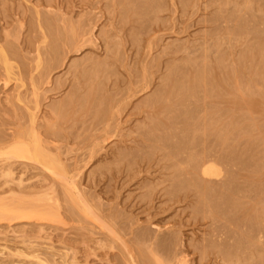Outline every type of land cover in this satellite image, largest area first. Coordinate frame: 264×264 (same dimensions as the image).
Returning <instances> with one entry per match:
<instances>
[{
  "label": "rangeland",
  "instance_id": "1",
  "mask_svg": "<svg viewBox=\"0 0 264 264\" xmlns=\"http://www.w3.org/2000/svg\"><path fill=\"white\" fill-rule=\"evenodd\" d=\"M1 1L2 0H0V2ZM50 1H52V0H3L1 3L4 7L0 3V7L2 6V10H3L2 12L0 11V13H1L0 17H2V14H7V16H8V17L3 16V19L2 18L0 19V44H4V45H0V46H1L2 50H3V48L6 49V50H3L4 52L9 50V52L8 51L5 52V54L8 53V55L6 56V59L9 61V63L12 64V70L10 72H5L4 66H3L4 65L3 58H0V132L3 133V131H7L8 132L7 137L8 138H12V137L14 138V136L17 135L19 130H21L23 132L26 131L25 129H27L28 125H30L28 113L31 111H33V113H34V111H35V113H34V114H36L35 124H36V127L39 128L38 131L39 132H40V130L42 131L41 132L42 134H40V135L41 136L44 135V137L42 136V139L44 138L45 141H47L46 139L49 138L48 139L49 143L51 146H53L52 148H54L56 146H58V147L63 146L64 147V149H63V147L61 149L59 148L60 150H58V148L56 147L55 150H58V151L62 150L61 151L62 153L60 154V152H58V154L61 158V163L63 164V167L66 171V175L67 176H73L74 175L73 176V178H74L73 181L75 183L74 186L77 188L78 192L80 193V196H83V199L86 200V201L85 200L79 201V202H76L74 204V201H71L65 195L66 193L64 194V192H63L62 187L65 184L67 185L66 182H68V181H65V184H63V182H62L63 180L61 182L59 180L57 181L56 178L50 177L48 174L46 175V172H44V171L42 172L45 175L42 178H44L45 180L47 179L48 180L47 182H50V183L52 181L55 184L54 185L55 189L57 188L58 190H60L61 191V192L59 191L60 195L63 194L65 197H63V195H62V197L64 199H62V198L59 199V200H62V202L60 201L61 208L59 209L58 217L55 215H52L51 213H49L47 211H44V213H45V214H43L44 217H40L37 219H31L30 220L33 223L31 227H33V225H34L35 229H33V232H31V233H33L32 235H30L31 233L29 234V237L30 236L33 237V235L35 234L34 230L36 231V228H38V227H36V225L38 223L40 225L44 224V226H43L44 229L46 226V229H45L46 231L44 230V232H47L48 234L50 233L49 235L47 233H45L47 238L43 233L39 235L40 236L39 238L38 237L34 238L33 242L35 245L37 244L38 247L43 246V248L39 247V249L42 248L38 251L41 253V254L38 253V254H40L39 256L43 257L44 256V254H42L43 252L44 253H48V252L58 253L59 251H61V252H63L64 250L66 251V249L68 250L67 251L68 255H71L70 253H72V251L74 249L75 251H77V253L79 252L78 255H76L77 253H75L73 251V254L75 253L74 255L76 256V259L78 261L77 264H111V263H113V264L114 263L115 264H132L133 262H134V264H144V262H145V264L150 263V262H151V264H157L158 261L161 262V264H163V262L165 260H166L165 264L167 261L169 262V264H175V263H177V260L179 259V258L176 259L177 258L176 255L178 257H181L184 254H185L184 259H186L184 264H229V261L231 262L230 264H248L249 261L246 258H248V257L253 258L254 256L255 257L250 260L249 264H251V261L254 262V264H259V260L264 261L263 260L264 256L260 255L264 252L263 251L264 245L261 247V245L264 244V240H262L264 238V236H262V235H264V233H263V231H264L263 230L264 229L263 228L264 227L263 221L264 220H262V219H264V216H263L264 215V203H263L264 202V0H183V1H181V0H155V3L157 6L154 5V2L151 3L150 1H148L149 4L151 3L149 6V9H148V6H147V8L145 7L146 10H145V8L141 7L142 9H144L142 11H141V9L139 10V12H141V14H140L141 16L139 15V12H138L139 8L137 9L138 6H136L138 15L136 14L137 12H134L135 13V15H134L133 11H135V10L130 11L129 14L122 13L120 11L122 13V15H121V13L118 11L120 9L122 10V8H119V10L117 11V9H118L117 7L120 6L119 0H53L51 2V4L48 5V3H50ZM115 1H117V3ZM179 1H181V2H179ZM3 2L6 3V5H4ZM142 2H144V0ZM46 3H47V5H45ZM105 3L109 7L111 5H113V6H111L113 8L107 7L105 5ZM138 3H141V2L138 1ZM52 4H54V5H52ZM115 4H119V5H115ZM57 5L58 6L61 5L60 6L61 8L58 7ZM29 6H30V8H29ZM40 6H42V7H40ZM18 7H20V8L18 9ZM47 7L54 9V10L48 9ZM28 8L31 11H29ZM38 8H40V9H38ZM41 8L42 9L47 8L45 10L46 12L44 10H41ZM107 8H109L110 10L112 9V11L109 12V9H107ZM60 9H61L62 13H61V11H59ZM4 10H5V12H4ZM36 10H39L40 12L42 11V13H46L44 15L48 16V17L50 14L51 15L54 14L53 15L54 19H57V18H55V15L59 16L57 21L55 20V23H57V22H60V23H57L56 25L53 24L52 26L54 27V29H53V27H48V25H44V26H46V28L43 29L44 28L43 25L39 26L37 23L32 22V20H34L32 18V16H34L33 13H35ZM47 11L49 12L48 14H47ZM145 11H147V14ZM115 12H117V13H115ZM131 12L133 13V15L131 14ZM22 13H24V14L22 15ZM114 14H117V15L119 14L120 16L118 15L119 17H117ZM92 15L94 16V18L92 17ZM123 15H125V16H123ZM64 16H67V17L64 18ZM109 16H111V17H109ZM139 16H140V18H139ZM89 17H91L92 19H95V20L98 19V20L92 21V19ZM4 18H6V19H4ZM79 18H81V19H79ZM84 18H85V20L89 19V20H86L88 24L93 23L92 25L89 24V28H91L93 26L91 29H89L90 31L93 29L91 37L89 36V35H91V32L89 30L86 31L88 28H84V27L88 26V25L86 26L87 23L84 22L85 21V20H83ZM111 18H112V20H111ZM23 19H25V20L23 21ZM121 19H123V22ZM70 20L71 21L73 20L74 23H73V21L70 22ZM119 20H121V21H119ZM127 20H128V22H126ZM129 20L136 21L135 26H133L134 22L131 23V21H129ZM52 21H54V20H52ZM20 22H23V24L25 22V25H22V28L18 29V25ZM30 22H32V23H30ZM67 22L70 23L72 25V27H74L72 29L73 31H74V29H76L75 27H77V26L79 27V28H77L79 31L76 30L74 32V34L77 32L80 34V31L82 29L83 30L86 29L84 32H86L87 34L84 32L83 33L81 32V34H80L81 35L80 36L81 41H82L83 45L80 46L81 42L79 45H76L78 49L76 47H74L73 45H71V46H73L71 49H70V47H68V46H70L71 41L69 42L67 40H69L68 38L71 37V33L67 32V33H70L67 35L65 30H63L64 29L63 26ZM83 22H84V24H83ZM76 23L80 24V26L77 25ZM35 25H37V26H35ZM124 25H125V27H124ZM139 25L141 28L139 27ZM32 26L33 27L35 26L34 29L32 28ZM57 26H59L60 28ZM119 26H121V27H119ZM131 26H132V28H131ZM47 27L49 28V30H51L50 32H48L49 30L47 29ZM116 27H117V29H118V27L120 28V29H118L120 32L116 29ZM26 28H27V30H26ZM56 29H58V31L60 30L61 34L64 33L67 36H65L63 34L60 35V32H57ZM41 30H44V31L42 32ZM7 31L9 33V35L5 36L3 33L6 34ZM35 31H37V32L35 33ZM54 31H55V33H53ZM15 32L18 34L17 35V41L15 39L16 36L15 37L13 36L16 34ZM20 32L23 34H21ZM89 32H90V34L88 35ZM10 33H11V35H10ZM12 33H13V35H12ZM45 33H46V36H45ZM57 33L59 35L58 36L59 39H61V40L63 37L64 38L67 37L66 38L67 42H65V39L63 38V42L61 40L58 41L61 44L57 43L56 40H59V39H57L58 38ZM110 33H111V35H110ZM47 34H48V36H47ZM79 34H78V37H79ZM97 34L102 35V37L100 35L97 36ZM117 34H119V35H117ZM134 34H135V36H134ZM33 35H35V37H31ZM37 35L39 36V38L37 37ZM8 36H11L14 38L12 39L11 37H8ZM24 36H25V38H23L21 40V37H24ZM54 36H56L57 38L56 37L54 38ZM109 36H110V38H109ZM115 36H117V38ZM132 36L134 38L136 37V40L133 39ZM82 37H84L83 40H82ZM31 38H35V39H32L34 42L31 40ZM43 38L46 39V40L44 39V42L41 41V40H43ZM90 38H92V39H90ZM94 38H95L96 42L93 40ZM36 39H38V40H36ZM48 39H49V41H48ZM87 39L90 40V42L89 41L84 42ZM106 39H108V40H106ZM109 39H111V40H109ZM5 40L7 43L5 42ZM9 40L10 41L13 40L12 41L13 43L9 42ZM28 40H31L32 43ZM54 40L56 41V43L54 42ZM73 40H72V42H73ZM92 40L97 45H93L95 43ZM130 40L133 41L134 45H133V43H131ZM18 41L23 43V45H21L20 42H18ZM25 41H27V43L29 42L31 44L29 45V43H28V45H27V43L25 44ZM128 41H130V42H128ZM2 42H4V43H2ZM47 42H48V44H47ZM118 42H120V43H118ZM9 43L11 45H9ZM67 43L68 44L70 43V44L66 47ZM84 43H88V44L85 45ZM49 44L51 47L50 46L48 47ZM54 44H56V47H58L60 45L59 48L62 51L61 55L59 54L60 50H58V49L56 50V47H54L55 46ZM123 44H124V46H123ZM3 46H5V47H3ZM33 46H34V49H33ZM62 46H65L67 49L64 47L65 50L63 51ZM118 46L120 47V50H118L119 49ZM178 46H181V49H179L180 47L178 48ZM175 47L179 49V50L176 49L177 52L174 49ZM40 48H43L42 49L43 52L40 51L41 50ZM54 48H55V50H54ZM74 48H76L77 51L74 50ZM107 48H108L109 52H107ZM173 49L175 50V52L177 54H175ZM47 50H49V52ZM168 50L169 51L173 50V52H174L173 54L175 56L172 55V51H171V56H170V52ZM64 52H66V53L64 54ZM44 53H45V55H44ZM48 53H50L51 56H50V54L48 55ZM165 53H167V54H165ZM93 54H94V56H93ZM111 54L114 55L115 57L112 56ZM162 54H163V56H162ZM41 55L44 56V58H41V59H43L42 63H41V66L43 65L42 69H41V66L39 64H38L39 66L36 68V59H37V57H39ZM43 56H41V57H43ZM86 56H87V58H85ZM96 56H97V59H95L96 61L91 58V57L96 58ZM111 56L114 59L110 58ZM146 56H148V57H146ZM188 56L193 61H191ZM57 57H59L60 59H56ZM84 58L87 61L83 60ZM147 58L150 60H148ZM154 58L156 59V61ZM186 58H188V59H186ZM88 59H90V61L92 59L94 62L89 61L91 64H88ZM98 59H99V61L101 60L100 63H99ZM183 59H185L186 61ZM44 60H45V62H44ZM51 60L52 61L55 60L57 62V63L55 62L56 65H54V62L52 63ZM104 60H106V61L104 62ZM135 60L137 62H135ZM187 60H188V62H187ZM102 61H103V63H102ZM189 61L191 63L190 65H192L193 68H194V66H196L195 69H193L192 66L186 64V63L189 64ZM194 61L196 63H194ZM96 62L99 65L101 64V66H103V70H102L101 66L99 67L97 64H95ZM178 62L183 64V65L181 64L182 65V71H180L181 75H179V73H178V71L181 70L180 69L181 65H180V67H178L176 71H175V69L173 70L176 72L175 74H177L176 76H174L175 74H173L172 69L176 68V66H174V65L178 64ZM184 62H186V63H184ZM17 63H18V65L20 64L18 66L19 68L17 67ZM32 63L34 64L33 67L31 65ZM48 63H49V65H48ZM92 63L95 65H92ZM145 63L147 64V67H146ZM149 63L151 64V66H153L152 70L149 69L150 66L148 67ZM168 63L169 64L171 63L170 64L171 65L170 70H169L170 65ZM51 64H53L54 68L52 67ZM105 64H111V65H105ZM164 64H165V66H164ZM166 64H168V69H167ZM184 64L187 65V66L185 65L186 68L183 67ZM201 64H204V65L200 66ZM44 65H46V66L44 67ZM50 65L52 68L50 67ZM90 65L95 66L99 72H96L97 70L95 71L94 67H93L94 68L93 70L95 72H93L92 66H90ZM20 66H21V68H20ZM88 66H90L89 70L91 69L92 72L87 70ZM104 66H106L105 70H104ZM107 66H108V68H107ZM49 67L51 69L48 70ZM86 67H87V69H86ZM46 68H47L48 72L45 76H43L44 73H46V71H45ZM197 68H199V69H197ZM39 69L41 72L44 69L42 75L38 72ZM81 69L82 70L84 69V70L82 71ZM107 69L111 70L110 74L108 72H106ZM147 69L149 71H146ZM201 69H202V71L200 72L199 70H201ZM25 70H27L28 73ZM20 71H21V73H19ZM195 71H198L199 75L197 72H196L197 73L196 74ZM171 72H172V74H171ZM182 72L185 73L186 78H184V77L181 78L184 75V73H182ZM166 73L168 75H169V73L171 74V75H169L170 79L168 78L169 77L168 75H167L168 77H166ZM200 73H201V75H200ZM172 75L174 76V78H172L173 77ZM194 75H197V77L195 78ZM231 75H232V77H231ZM33 76H34V78H33ZM40 76H42L41 82L39 81ZM233 76H234V78H233ZM43 77H45L44 78L45 80L42 79ZM140 77H142V79ZM144 77H146V78L143 79ZM163 77H165V79H162ZM216 77H217V79H220L221 81H218L216 79ZM35 78H37V79H35ZM49 78H50V80H49ZM178 78H179V80H176ZM153 79H155V80H153ZM204 79H205V82H204ZM207 79H209V80H207ZM173 80H175V82ZM4 81H6L7 83L5 86L4 85L2 86V84H4ZM49 81H51V82H49ZM164 81L167 83L166 85H164L165 84ZM149 84H150V86H149ZM162 84H163V86H162ZM175 84L178 86L175 87L176 86ZM194 84L196 86H193ZM205 84H207V85H205ZM209 84H212V85L214 84V85L212 87ZM218 84H220V85H218ZM88 86H89V88H92V90L87 89ZM210 86H211V88H209ZM73 87H75V88H73ZM188 87L192 88V90L188 89ZM30 88H31V90H30ZM32 88H33V90H32ZM94 88L96 89V93H95ZM171 88L173 89V93L170 92L172 90ZM206 89H209L210 93ZM39 90H41L44 93L38 92ZM167 90L169 93L167 92ZM187 90H189V91L187 92ZM204 90H205V92L203 93ZM105 91H107V93ZM190 91H192L193 93H190ZM70 92H71V94H74L72 96L73 98L69 101V99L71 98V94H70L69 95L70 98L68 100L65 99L67 102L64 101L66 104L67 103L68 104L65 105V103L62 102V108L61 109L63 110V112L66 115H63V113L60 112L62 114L59 113V117L58 116L56 117L54 115V114H56V112L54 114H52V109L49 105H51L53 108V101L57 102V99H59L58 101L60 103L54 102V104L57 107H58V105L60 106L61 100L63 101L66 96L68 97V94ZM75 92H77V93H75ZM127 92H129V93L127 94ZM184 92H185V94H184ZM157 93H158V96H157ZM170 93H171V95H169ZM188 93H190V95H187ZM205 93H208V94H205ZM96 94H97V96L99 95L100 97H97ZM103 94L106 96L105 99L107 98V100H108V101L106 100L107 101L106 106L104 103V100H105L104 96H102ZM153 94L156 95L157 97H155ZM160 94L164 95L163 100H162V97ZM167 94L169 95V98H167L168 97ZM209 94H211V95L209 96ZM173 95H174V97H173ZM6 96H7V98H6ZM11 96H12V98H11ZM31 96H32V98H31ZM40 96H42V98ZM84 96L87 97V98H85V100H84ZM107 96L112 97L113 100L111 98L108 99L109 97H107ZM145 96H147V97H145ZM170 96H171V98H170ZM186 96L188 97V99H185ZM39 97H40V99H39ZM152 97L154 100L150 101V99H152ZM30 98H31V100H30ZM34 98H36L37 101L40 100L38 102L39 104L37 105V107H35V105H34ZM99 98H102V99H99ZM145 98L146 99L150 98L148 100V103H147V100H146V102H144ZM98 99L102 100V101H98ZM142 99L144 101L141 104ZM158 99L160 100V102L163 101L164 104H163V102L162 103L159 102V104L154 103L155 101L158 102ZM165 99H168V101H165ZM169 99H171V100H169ZM11 100L12 101L16 100L15 101L16 104L14 102L12 104ZM80 100L83 101L82 105L80 103L81 102ZM109 100L112 102H110ZM120 100H122V101L120 102ZM183 100H185V101H183ZM96 101H97V103L98 102L100 103V104H98V107H96L97 106ZM181 101H183L182 103L185 102L184 105L185 106L187 105L186 107H188V108H186L184 105H183L184 106L183 107L182 104H181V106H179ZM102 102H103V104H102ZM150 102H152V103H150ZM176 102H178V103H176ZM18 103L20 105L19 107H18ZM110 103H112L113 106L112 105L109 106ZM117 103H119V104H117ZM136 103H137V106H139V107H136V105H135ZM138 103L141 105H143V104L144 105L147 104V105L145 107H142ZM79 104L81 106H79ZM148 104H150V105H148ZM27 105H28V108L30 106L29 109L27 108ZM45 105L46 106L48 105L49 107H46ZM74 105H76V106L78 105L81 108H79L78 106L75 107ZM99 105L102 108H105V109H103L104 111L102 110V108H99L100 107ZM108 106H109V110H108ZM178 106L182 107L181 109L186 108L185 111L188 110V112L186 113V116L188 114V118L186 116L182 115V114H185L184 111L182 114L179 113V112H182V110H180V108L178 109ZM95 107L99 108V109H97L95 111V109H96ZM148 107H151V108H148ZM166 107H168V108H166ZM12 108H13V111H12ZM16 108H18V109L20 108V110L23 111L22 114L24 113L26 115L27 121H24L25 115H21V113H20L21 111L16 109ZM35 108H37V110ZM115 108H117V109H115ZM137 108H139V109L137 110ZM176 108L180 111L177 112L178 110H175ZM100 109H101V112L103 111L102 113H100ZM133 109H134V111H133ZM146 109H148V110H146ZM159 109H161V110H159ZM162 109L164 110V112H167V113H165L164 116L161 114L163 112ZM47 110L49 111V113ZM106 110L108 112L107 113L108 115L105 114ZM174 110L177 114H179V115H177L175 113L177 115V116H175L176 118L174 117V114H173ZM14 111H16V112L14 113ZM96 112H97V115H99V113H100V115L103 114L99 118L104 116V114L107 116V118L105 116L103 117L104 119L102 118L103 120L102 119L99 120V119L95 118ZM110 112H111V115H110ZM168 113H172V115H168ZM41 115H43L41 117L42 119L39 118ZM56 115H58V113ZM97 115H96V117H98ZM166 115L168 117L172 116V118L174 117V119H177V120L181 118V115H182V117L184 116L185 118H187V119L181 118L177 122H175V120H173L174 122L172 124L173 125L174 124H176V125L182 124L183 125V123L179 122V121L185 120L183 122L188 125V126H185V128L187 127L188 132L182 133V132H185V129L183 130L184 125H183V128L181 127L182 129L180 128L179 125H178L179 127L173 126L171 124V120H169ZM189 115H190V117H189ZM17 116L20 119L16 118ZM63 116H65V117L63 118ZM147 116H148V118H147ZM153 116H154V118L158 119L157 122L159 120L160 121L162 120L160 118L161 116L167 117V119L169 121L167 119L165 121H163L164 119L161 121V123H164L165 128H164V126H162V124H160V122H158V124L155 122L156 123L155 124L154 121H156V119H153ZM179 116H180V118H179ZM191 116H192V120L189 119V118H191ZM53 117L57 118L58 121L55 119L56 120V122H55V120L52 119ZM67 117H70V118H67ZM92 117L95 118L93 121L91 119ZM12 118L14 120H11ZM21 118L24 120H22ZM37 118H39L41 121ZM45 118H46L47 122L44 121ZM48 118L50 119L49 121L47 120ZM58 118H60V119H58ZM149 118H152L154 121H151L152 119L150 120ZM172 118H170V119H172ZM147 119H149V120H147ZM188 119L190 121V122H188L189 124L187 123ZM18 120H20V121L22 120V121L18 122ZM37 120H38V122H37ZM8 121H12V122H8ZM96 121L101 122V123H99L100 126H99V124H97ZM149 121H151V123L153 122V124H151ZM229 121H230V123H229ZM16 122H17V125H19V127H17ZM44 122L47 125L44 124ZM48 122H50V127H49ZM51 122H52V124H51ZM169 122H170V127H169ZM18 123H21V124H18ZM55 123L57 125L56 127H54ZM167 123H168V125H167ZM37 124H39V125L37 126ZM117 124H118V126H117ZM149 124H151L153 127H155V125H158V127L160 126V127H163L164 129L161 128L162 129L161 130L158 127L156 129H154L152 127H149V126H151ZM231 124H233V126ZM41 125H43V126H41ZM137 125H138V128L140 127L139 129H137ZM171 125L173 126L174 129H176L175 131ZM44 126L45 127L48 126V127H46V129L42 128L43 129L42 130L41 127H44ZM142 126H144V127L142 128ZM5 127L7 129H5ZM14 127L15 128L17 127V128L13 129ZM53 127H54V129L59 128L60 132H57L58 130L54 131ZM47 128H48V130H47ZM149 128L151 130L154 129L155 131L153 130L154 131L153 132V131L149 130ZM11 129L13 130L12 131L13 135H11L12 134ZM49 129L50 130L52 129V131H54V132L51 131V134H49L50 133ZM145 129H147V130H145ZM157 129H159V130H157ZM168 129H170V131ZM148 130L151 131V133L153 132L152 133L153 135L149 134L150 132ZM165 130H167L168 132H166ZM181 130H183V131H181ZM43 131L44 132L49 131V133L47 134L45 132L46 134H43L44 133ZM162 131L165 134L164 140L162 137L163 136ZM176 131H179V132H176ZM7 132L6 133L4 132L5 135L7 134ZM10 132H11V134H10ZM55 132L58 133V135H56ZM146 132L148 133L149 137H146V136H148V135H146L147 134ZM202 132L204 134V139L207 140L206 143H205V141L202 142L203 141ZM4 133L0 134V136H1L0 146L7 144L6 143L7 137L3 140V138L5 137ZM52 133H54V134L52 135ZM180 133H182V136H185V134H188V136L190 138L186 135L188 138L186 136L183 137V138H185L184 140L186 142L185 141L182 142L183 138L179 139V137L181 136ZM118 134L121 136L118 137ZM139 134L140 135L142 134V135L139 136ZM155 134H156V136L159 135L158 138L161 136L160 138H162V139H160V138H159L160 140L158 138H157L158 140L153 139V137H155ZM166 134H167V136H166ZM171 134L172 135L175 134L176 136L174 135L173 137H171L172 136ZM201 134H202V136H201ZM219 134L224 135V136H220ZM20 135H21L20 139H23V140L28 139V137H27V135H25V133H21ZM124 135H126V136H124ZM218 135L220 138H218ZM104 136H105V138H104ZM193 136H195V137H193ZM214 136H215V141H214ZM97 137L100 138V141ZM101 137H103L104 139H101ZM139 137H140V139H139ZM177 137H178V140L176 141ZM200 137L202 139H200ZM223 137H225L226 142L228 140L232 141V144H234L235 146H232L231 142H229L230 145L227 144L230 147V149H229V147L226 145L225 140H223V142H225V145L223 146L224 143L221 140V138H223ZM226 137H228V138L226 139ZM147 138L149 140H153V141H150L151 142L150 145L148 142L149 140ZM150 138H152V139H150ZM216 138H218L217 139L218 141L216 140ZM138 139H139V141H137ZM143 140L146 143L148 142V144H145L144 142L141 143ZM156 140H157V142H156ZM187 140H189V141H187ZM135 141H137V143ZM162 141L167 142L166 143L167 145L169 143L170 144L173 143L172 146L174 144H177V145L173 146L175 148H176V146H178L180 144L179 146L181 147L182 150L179 149L180 147L176 148L177 150L175 148H172L171 146H170L171 148H169V145H168L167 148L175 150V152H174V150H172V153L174 154V155H172V153L169 152L171 150H168L167 148H165V149H167L168 152H167V150H164V147H166V146H165V143ZM175 141L179 142V143H176ZM96 142H98V143H96ZM181 142H182V144H181ZM221 142H222V145H221ZM133 143H136V144L140 143V144L137 146L136 144H133ZM185 143H187V144L192 143V144H189V146H188ZM204 143H205V145H203ZM218 143L221 146L218 145ZM52 144H55L56 146L52 145ZM141 144L142 145L145 144V145L140 147ZM196 144H197V146H196ZM209 144H211V145L213 144L216 147L212 146V148H211L210 147L211 145H209ZM247 144L248 145L250 144L249 146L252 145L251 146L252 148L250 147V149H249V146ZM135 145L137 148L138 147L141 148V150L138 149L139 153H138ZM160 145H162V146L159 147ZM191 145H193L195 147H193ZM70 146L73 149L70 148L71 150L67 154L66 152H68L67 150H69V149H67V147L69 148ZM183 146H184V148H182ZM198 147H200V148H198ZM219 147H222L223 149L225 148V150H222V148L218 149ZM93 148H94V150H93ZM213 148H215V149L212 152ZM232 148H234V149H232ZM65 149H66V151H65ZM216 149L218 150L217 152H220L221 150H222L221 151L222 153L224 151L225 152L223 154L222 153H216L215 152ZM235 149H237L239 152L240 151L243 152V154H242V152H240L241 156L244 155V153L248 152L249 153L248 155L245 154V156H247L246 160H245V156H243L244 158H242L241 156L236 157V155L238 153H237V150H235ZM120 150H121L122 154H124V155H122L124 160H122L123 158L121 159V157H120V153H121ZM123 150H124V152H123ZM198 150H199V152H198ZM226 150H228L227 151L228 153H226ZM230 150H232L233 155L236 153L237 154L234 155V157H233L232 154H229V153H231ZM88 151L90 152L89 154H88ZM127 151L129 154H127ZM130 151H132V152H130ZM209 151H211V153H213V154L211 155ZM233 151H235V152L233 153ZM176 152L180 153V154L178 153L179 156L176 155L177 154ZM186 152L189 155L188 157L186 155ZM200 152L203 154H201ZM207 152L210 155H208ZM130 153H133V155ZM199 153L201 154L200 156H199ZM115 154H117V155L119 154L118 157H120V158H118L117 155H115ZM141 154L142 155L144 154V155L142 156ZM166 154H169V156L168 155L166 156ZM184 154H185V156H184ZM214 154H217V156H219V154H220L219 157L222 159H220L218 157L219 160H216L217 156ZM146 155L150 156L152 159L150 157L146 158L145 157ZM230 155H232L233 158L230 157ZM134 156H136L137 158L138 157L142 158V159L138 158L139 159L138 160L139 162H137L138 164L136 163L137 158H135ZM193 156H194L193 159L194 160L196 159L195 161H197L198 156L200 158H198L197 162H195L194 160L191 161V159H192L191 157H193ZM222 156L223 157L228 156L229 159L231 158L230 161L233 160L232 163H234L236 161H237V163L236 164L231 163L233 166L235 165L233 167L230 164L228 157L226 159V157L223 158ZM125 157H127L126 160H125ZM131 157H134L132 161L129 160V159H131ZM176 157H177V159H176ZM179 157L181 159H182V157L183 158L186 157L185 159L181 160V162H183V163H181L179 161L180 160ZM212 157H214V158L212 159ZM0 158H2V156H0ZM189 158H191V159L189 160ZM203 158H206L207 160H205ZM208 158L212 159L213 161L215 159V161H214L215 164H212L213 161H208ZM238 158H240L242 160V163H243V160H245V162L248 160V162L247 163L244 162L243 163L244 165H243L242 163H240L241 160ZM88 159L89 160L91 159V160L89 161ZM105 159H106V161H103ZM113 159H114V161L112 162ZM154 159H156L159 163L155 162L156 160H154ZM86 160H88V161H86ZM166 160L167 161L170 160L167 162V164L170 162L169 163L170 165H168V166H167V164L162 165L163 163H166ZM175 160L176 161L178 160V161L176 162ZM201 160L206 162L205 166L208 167L210 176H206V178L204 179V177L202 178V177H199V175H198L197 177L200 179L199 180L193 174L192 170L194 167L192 166V162L194 161L193 165L195 166ZM227 160L229 163L227 162ZM19 161H21L20 163L25 162L22 164V166L25 164H28V163L29 164L31 163V166L33 165V167L34 166L36 167V165H37L34 162H32V161L29 162L28 160H25V159L18 160V162ZM124 161H126V162L124 163ZM129 161H131L132 163L134 162V163L132 164ZM140 161H141V164H139ZM216 161L217 162L219 161V162L217 163ZM172 162L174 163V165H172ZM224 162H227V164ZM127 163L128 164L131 163L132 165H128ZM238 163H240L241 165L240 164L237 165ZM67 164H68V166H67ZM111 164H113V165H111ZM83 165H84V167H83ZM160 165H162V167H160ZM189 165H191L190 168H192V169L187 170V168H189ZM226 165H229V167L231 166V168L233 167V168H238V169H235V170L233 169L232 170L233 172L231 173V171L229 170L230 168H228V166H226ZM242 165H243V167H242ZM125 166H128V169L130 170L129 172H127L128 169L124 170L126 168ZM164 166H166L165 170H163L165 168ZM169 166H171V167L169 168ZM175 166L178 169L177 168L174 169ZM182 166L185 168L187 167V168L184 169ZM35 167H34V170H32L31 167L29 168V171L32 170V172H34V174L31 172L30 173L31 175H29V177H28L29 173H27V171H26L27 177L25 176L26 174H24V176H25V178H30V176H31V178L33 177V183H36L35 185L38 186L39 184H41L43 182L42 181L43 179L42 178L37 179L38 176H35V174L37 173L39 175V177H41V175L43 176V174L39 172L42 170L37 169L39 166L37 168H35ZM122 167H125V168H122ZM180 168H182V170L187 171L189 174L185 173V171H184L185 174L182 173L183 172L182 170L180 172ZM216 168L220 169V172H223V173L228 172V174L222 173V175H221V173H220L218 176H215V173H216L215 169ZM35 169L38 171H36ZM172 169L174 170V172H177L176 170H179L178 171L180 173V174L178 173L179 178L176 177L178 175L173 174L174 172L172 171ZM79 170H80V172H79ZM160 170H162V171H160ZM76 172L77 173L79 172V173L77 174ZM229 172L231 174L234 173L235 177L233 178V175H231ZM134 173H136V174L134 175ZM160 173H162L163 175L161 174L159 176ZM190 173H192V175H194V176L190 175ZM235 173H239V174L235 175ZM171 174L173 175L172 176L173 178H175V179L178 178V179L175 180V179L169 178V176H171ZM181 174H184L186 177L189 175V177H187L188 179H186L185 176H183ZM226 174L228 176L230 175L229 177L233 178V179L228 178L229 181L227 180V185H230L229 183L231 181L234 182V180H235V182H234L235 184L233 185V182L231 184V185H233L232 189H231V185L228 187L227 186L223 187V188H226V190L229 189V191H226L223 188L222 189L220 188V190H219L218 187L216 188V187L211 186L212 185L211 181L214 182L217 179L221 180L222 182H224V181L226 182L227 178L226 179L224 178V180L222 178L221 179L219 178V177H224V175H226ZM127 175H129V176H127ZM239 175L242 177L240 178ZM161 176H163V177H161ZM181 176H183V177L181 178ZM191 176L193 177V180L196 177L197 179L196 178L195 179L199 180V181L195 180L197 183L193 182ZM45 177H47V178H45ZM31 178H30V180H28V183L30 181L32 182ZM180 178H181V181H179V183H177L176 181H178ZM207 178L208 179L213 178L214 180H210L209 182H206L205 180ZM242 178L244 179V181L240 180L241 183L243 182L240 185V183L237 181H239V179H242ZM249 178H250V180H247ZM36 179L38 182L34 181ZM169 179H170L171 183H173V181L175 180L174 182L177 183V186L174 184L176 188L174 186H171V187H173L177 190L179 187L178 184L180 185L181 182L186 181L185 182V185H186V183L188 184L187 181H190L189 179H191L192 182L189 183L190 188L189 189L187 188L189 191L185 188L186 186L184 185V183L182 185L185 187L180 186L181 188H185L186 192H188V193H185V190L182 192V189L179 188V190H181L182 193L179 190H178V192L176 191L175 194H177V195L175 198H174V192H173V195H172V193L168 194V191L171 189L170 186H169L170 188L168 187V185H171L168 183V182H170V181H168ZM182 179H184V181ZM144 180L148 181L146 183L147 185L145 184ZM153 180H156V181L160 180V182H159L160 185H157L159 189L157 188L156 191L154 189L157 186L155 184L154 185H152V184L153 183L158 184V183L156 181H153ZM162 180H164V183L161 182ZM39 181H40V183H39ZM202 181L204 184L202 183ZM221 181H219V182L216 181V182L222 183ZM31 182H30V184H33ZM199 182H201V183H199ZM245 182H250V185L248 183H245ZM149 183H152V184L150 185ZM161 183H163V184H161ZM214 183H213V185H214ZM236 183H237V185H236ZM244 183L246 184V186L244 185ZM142 184H143V186H142ZM193 184L194 185L195 184H197V185L202 184V187H204L203 185L207 184L206 188L205 187L203 188L207 192L205 196L207 198L212 197L211 198L212 201L209 198L208 199L206 198L207 201H204V200H206V199L203 200V198H205V197H199L198 195L203 196L205 191H204V193H201V191H203V190H201L202 187L198 186V188L201 187L200 188L201 194H200L199 191H196V189H195L196 186L193 187ZM209 185H210V187L214 188V189H212V192H213L212 194H210L211 188H210V190L207 189V188H209ZM248 185H249V187L247 190ZM13 186H15V185H13ZM139 186H140V188L138 189ZM144 186L145 187L148 186V187L145 188ZM160 186L161 187L163 186L162 190H160L161 189ZM164 186L166 188H168L167 192H165L166 188ZM243 186H245V187H243ZM150 187H151V189L154 188L152 190H154L153 192H156V193L155 194L151 193L152 190L149 191V194L147 193V195H148V199H150V198L151 199L148 200L146 198L147 196L145 197V195H146V191H148L147 189H149ZM14 188H16V187H13V189ZM143 188L145 190H143ZM164 188H165V191H164ZM191 188H194L196 192L193 193L192 191L194 189H192V191H191ZM57 189H56V192L59 193ZM172 189L170 190L171 192L173 191ZM175 189H174V191H175ZM216 189H218L217 191L219 193L217 191H215V193H214L213 190H216ZM234 189H235V191H232ZM236 189H238L239 191L238 190L236 191ZM242 189L243 190L245 189L248 192L246 193V191L244 190L245 191L244 192V191H242ZM84 190H85V192H84ZM221 191H225V194H224V192H221ZM116 192H118V193H116ZM140 192H142V195L145 192L144 193L145 195L142 196V198H144V200H145L143 203L139 201V199L141 197L138 198L141 195ZM163 192H165L166 194ZM179 192L183 196L185 195V197L183 198ZM189 192H190V195H191V193H193L192 195L194 196V194H195V196L194 197L192 195L190 196ZM220 192H221V194H220ZM226 192L227 193L232 192L233 195L231 193V195L227 194V196H226ZM93 193H95V196ZM216 193H218V195ZM222 193L224 195H222ZM236 193L238 195H240V193H243V195L244 194L245 195L243 196L242 199L241 198L238 199V197H241V195L238 196ZM5 194H8L7 189L2 190V191L0 190V199H5L4 198ZM60 195H58V196L61 197ZM152 195L154 196V199H153ZM163 195H165L166 197L168 196L169 197V198L167 197L168 200ZM169 195H171V196H169ZM228 195L230 196V198H228L229 197ZM247 195L248 196L250 195L248 202L246 200L248 198ZM149 196H150V198H149ZM160 196H161V199H160ZM213 196H215V197L219 196V198L218 197L215 198ZM220 196L222 197V199H220L221 198ZM231 196L232 197L238 196L237 201L240 204L235 200L236 197H234L235 199H233ZM99 197H100V199H99ZM97 198H98V200H101V201H99L100 203L93 201ZM132 198H134V201H136V202H134ZM171 198H172V200H171ZM180 198H182V199L180 200ZM223 198L226 199V202H227V200L231 203L233 201L236 202L237 206L234 205L235 204L234 202L231 205L229 202H227V204L229 203L227 205L226 202L224 203L225 199H223ZM65 199H67V200H65ZM185 199H186V201H185ZM151 200H152V203H151ZM154 200H156V201H154ZM208 200L210 201L212 206L207 204V202L209 203ZM213 200H215V201H213ZM219 200L223 201V203L221 202L223 204L222 206H225V205H227V206H225V208L222 207L219 203L220 202ZM230 200H232V201H230ZM243 200H245V201H243ZM66 201H68V202H66ZM75 201H77V200H75ZM146 201H148L149 205L147 204ZM165 201L169 204H165L166 203ZM217 201H219V202H217ZM240 201L243 203H241ZM80 202H84V203H86V205H83ZM203 202H204L205 207H207V205H208L207 209H209L213 215L212 214L210 215L209 213H211V212L208 213L207 212L208 210H206V208L203 207L204 206ZM87 203H90V204H87ZM153 203H154V205H153ZM218 203H219L220 207L217 206ZM67 204H69L70 206L73 205L72 206L73 209L70 210V206L68 207ZM114 204H115V206L116 205H118V206H116V207L112 206ZM146 204L148 205L147 208H146ZM214 204H216L215 207H217V208H215L213 206ZM245 204L247 206L251 205L252 208L250 207V209H253L255 211L257 210L256 215H260V214H258V213H260V212H258L259 207L263 208L262 209L263 212H261V214L263 213V215L262 216L260 215L261 217L252 216V215H255V214H253V212H255V211L250 210L251 211L250 212L249 208L247 206H246V208H248V210H245V212H244L243 210L246 208L244 207L241 209V207L243 205L245 206ZM82 206L89 208V210H87L86 212L82 211V209H81ZM229 206H232V207L229 208ZM234 206L236 208L239 206L238 208H240L237 213H236L237 210H235L236 208ZM113 207H115L114 211L118 210L117 211L118 214H119V212H120V214H122V215H120L121 217H119V215L116 212H115V216L118 215L117 218L112 215V213L114 214V212L111 211ZM211 208L212 209L214 208V210H213L214 212L217 211L219 208H221V209L219 211H217L216 213H214ZM121 209H122V211H121ZM215 209H217V210H215ZM223 209H224V211L226 209H230V210L232 209L231 214H233V215L230 214L229 210H228L229 212H226L227 210L225 211L227 214L225 212H224L225 214L224 213H218V212H222ZM72 210L75 214L72 212ZM192 210H194L193 213L195 215V220L192 217V216H194L192 213ZM196 210H197V213L195 212ZM233 210H235V212ZM262 210H260V211H262ZM123 213H124V216H123ZM207 213H208V215H207ZM228 213L232 217L229 216ZM242 213H245V214H243V216L248 217L246 219H249V217L252 216L253 217V218H251V220H253L252 223L250 222L251 221L250 219L249 220L245 219L246 222L248 221L246 223L244 220H241L240 218H238V217H240V216H238V214L241 215V218H244V217H242ZM246 213H247V215H246ZM250 214H251V216H248ZM73 215L75 216L76 219L74 218ZM215 215H217V217ZM91 216H92V218H91ZM112 216H113V218L114 217L115 218L113 219ZM218 216L219 217L221 216L220 217L221 219H219ZM95 217L97 218V220ZM99 217H100V219H98ZM223 218H226L225 221ZM254 218H256V219H254ZM258 218H262V219H258ZM226 220L229 222H227ZM235 220H236V223H235ZM14 221H15V223H14ZM14 221L8 219V221L1 220V222H0V232H1L0 233V249H3V253H2V255H0L1 256L0 260L5 259V255H7L9 252L12 253L16 249L17 250L22 249L24 246V245L22 246V244L20 242L21 237L17 238V236H16V235L19 236V234H20L24 237V234H21L22 231H19V232L16 231V233L14 235L13 233H11L10 231H7V230H11V228H13V227L17 228L18 225L19 226L22 225L23 228L27 229L28 224L26 225V223L30 222V221H27L25 219H22V220L17 219ZM20 221L21 222L26 221V223L23 222L21 224ZM242 221H244L245 223ZM216 222L218 223V225L216 224ZM223 222H224V224H222ZM226 222H227V224H226ZM233 222L236 225H238L237 223H239V225L234 226ZM261 222H263V224ZM230 223H233V224H230ZM214 224H216V226ZM219 224H220V226L223 225L222 227H224V225H228V224L230 225L229 227H227V226L224 227L225 230L228 228L227 229L228 231L227 230H226V232L224 231L226 233V235H225V233H223L224 228L220 227ZM247 224H249L248 228L245 227V226H247ZM258 224H260V225L262 224V226L259 225L261 227V229L259 228L261 230V231L259 230L260 233L256 229L258 227ZM210 225L211 226L214 225L215 229L213 227L211 228ZM241 225H243L247 230L250 227L251 232L249 230L247 232H245L246 230H243L242 228H244V227L243 226L241 227ZM252 225H254V226H252ZM9 226H10V229H9ZM231 226L234 227V230L239 231L238 234H235L237 231L235 233L231 232L233 230L229 231V229H232V228H230ZM255 226H256V228H255ZM216 227H220V228H222V230L219 228H218L219 229L218 230ZM239 227H241V228H239ZM253 227H254L253 230L256 229L257 231L256 230L252 231ZM168 229H170V230H168ZM179 229H180L179 235H181V236L178 235ZM212 229H213V232L211 231ZM240 229H242V233L243 232H245V233L242 234L240 232L241 231ZM175 230L177 231V233H176L177 235H175V233L173 234L171 232V231H175ZM214 230H216V231H214ZM137 231H140V232L138 233ZM169 231H170V233H168ZM217 231H220L221 234H220V232H219V234H217L218 233ZM215 232H217V233H215ZM227 232H230L231 235H229V233L227 235ZM253 232H255L254 235H252ZM212 233H214L213 236L215 239L213 238ZM239 233L241 235H245V234L248 235V233H249L250 236L249 235L248 236L245 235V236L246 237L252 236V238L251 239L250 238L244 239L245 236H240ZM27 234H28V232L25 234V238H28ZM134 234L135 235L139 234V236L142 234L143 238H139L138 235H136L137 236L136 237V236H134ZM157 234H161V235L164 234L165 236H168V237H166V239L168 238L169 241L164 240L165 238L163 239L164 235H162V239H160L161 235H157ZM232 234L234 235L233 237H232ZM152 235H154V238L152 237ZM218 235H220V236H218ZM224 235L227 237V240L229 238V240H228L229 242L232 239L234 241L235 240H239V242L241 241V243H243L242 249H243V252L245 251V253H243V252H242L243 254L240 253L241 252L240 251L241 250L240 249L241 244H238L239 243L238 241L237 242L232 241V242H230L231 245L227 244V243L225 245L224 242H226L225 241L226 239H225ZM68 236H71L72 239L74 238L73 239L74 241ZM175 236L176 237L179 236V237L176 238ZM210 236L212 237V239ZM253 236L256 237L257 240L255 238H253ZM13 237L16 240H14ZM66 237H67L68 241L70 240L72 242L64 241V239L66 240ZM144 237L145 238L150 237V239H146V240H149L150 242L144 240V242L141 244L140 241H143ZM209 237H210V239H209ZM221 237H223L224 239H222ZM48 238H50V239H48ZM83 238H84V240H83ZM96 238H97V240H96ZM175 238H176V241H178V243L175 241ZM216 238H218V239H216ZM51 239H53L54 241ZM59 239H61V240H59ZM134 239H136V240H134ZM177 239H179V240H177ZM207 239H208V241H207ZM246 239H248V240H246ZM13 240H14V242H13ZM99 240H101V241H99ZM154 240L157 242H159L161 240V243L163 242V240L165 241V243L167 242L166 244L163 242L164 245H162L160 247H162V252H163V249L166 250L165 251L166 253L169 251V253H168L169 255L166 254L165 252L162 253L160 251L161 249L159 247H158L159 251L156 249V251L158 253H155L154 255H152V253H150L151 248L149 249L148 247H150V246H148V245H150V243ZM209 240L210 241L212 240L211 243H208V242H210ZM213 240H215V241L213 242ZM218 240H219V243L224 240L222 242V244H224L226 246L227 249L223 245V247L227 251L224 250V248H221V246H222L221 243H220V246L218 245V243L216 242ZM244 240L246 241L247 244L244 243L245 242ZM155 241L153 242V244L156 243ZM173 241H175V242H173ZM16 242H17V244H16ZM18 242H19V244H18ZM49 242H51V243H49ZM53 242L55 244V247H53L54 246ZM171 242H173V244ZM233 242L235 245H237V246L239 245L238 247H240L239 248L240 252L238 251V247L237 246L235 247ZM253 242H257L258 244L256 243L257 244L256 245ZM145 243L147 245L143 246V244H145ZM176 243H177V246H176ZM179 243H180V246H179ZM188 243H190V244H188ZM215 243L217 244V246ZM248 243L251 244V245H249L250 247L252 246L251 249H250V247L249 248L246 247V246H248ZM44 244H45V246H52V249L54 248L56 251H53L54 249L53 250L49 249L50 251L47 249L45 250ZM63 244H64V246H63ZM201 244H206V247H205V245L204 246L202 245V248L205 247L204 249H202L199 246ZM167 245H171L170 247L168 246L169 249H172L171 252H170V250L167 251V249H168L166 247ZM61 246H63V247L66 246V247L63 248ZM192 246H195V247L193 248ZM230 246H232V247H230ZM257 246H259V249L256 248L255 252L253 253L254 247H257ZM67 247H70L69 249L71 252L69 251V249ZM142 247H144V250L141 249ZM183 247H184V249L180 250V248H183ZM196 247H198V249ZM199 247L201 248L200 250H199ZM61 248H62V250H61ZM76 249H78V250H76ZM140 249L143 250V252L147 249V252H149V253H147L146 251L145 252L147 253V255L150 254V256L148 255L149 259L146 258L148 256H146L145 258H144V256H143V258L141 257L142 255H140V254L143 252ZM177 249H178L179 253H178ZM219 249L222 252H223V250L226 251L224 253H225V257L226 258L228 257L227 260L224 256H222L224 254L222 252H220ZM228 249H230V250L232 249L233 253H235L234 250L236 249V253L239 252V255L242 258H240V256H237L238 253L237 254L235 253L236 255H234V254H232V252L230 250L228 251ZM247 249H249V250H247ZM182 250H184V251H182ZM250 250H252V254L250 253L251 252ZM180 251H182L183 253L180 254ZM246 251L249 252V256H248ZM259 251H261L262 253ZM107 252H108V254H107ZM159 252H161V253L159 254ZM229 252L234 257L232 255L228 254ZM256 252H258V253H256ZM176 253H178L180 255H178ZM157 254H159V256L161 258ZM163 254H164V257L166 256L165 258L162 257ZM174 254H176V255H174ZM167 255H168V257H167ZM170 255L174 256V259H172V256H170ZM243 255L245 257H243ZM54 256H55L56 260H60L56 254H54ZM155 256L157 258H159L161 261L156 259ZM259 257H260V259H259ZM262 257H263V259H261ZM219 258L221 260L224 258L225 260L223 259L221 262ZM238 258L241 260H239ZM243 258H244V260H242ZM255 258H258L259 260L256 259L257 260V262H256ZM7 259L12 260L10 264H38L37 262H35L34 259L33 260H29V259L28 260L27 259L26 260H18L15 255L12 257L6 258L5 260H7ZM108 259H109V262H108ZM171 260L173 262L175 261V263H172ZM237 260H239V261L237 262ZM262 261H260V262H262ZM152 262H155V263H152ZM0 264H4V263L0 261ZM73 264H75V263H73ZM260 264H263V262Z\"/></svg>",
  "mask_w": 264,
  "mask_h": 264
},
{
  "label": "bare ground",
  "instance_id": "2",
  "mask_svg": "<svg viewBox=\"0 0 264 264\" xmlns=\"http://www.w3.org/2000/svg\"><path fill=\"white\" fill-rule=\"evenodd\" d=\"M2 1H3V0H2ZM2 1H1V2H2ZM52 1H53V0H52ZM52 1H50V3L47 2L48 5L51 4ZM138 1H140L141 3H138ZM142 1H143V0H119V4H120V6L117 7V8H118L117 11L119 10V8H122L123 11L120 9L118 12L121 11L122 13L129 14V12H130V11H133V10H135V11H133V13H134V12H137V9H138V8H139V9H138V12H139L140 9H141V11L144 10V9H142V8H145V7L147 8V6H148V9H149L150 4L153 3V2H154V5H156L155 0H146V1L144 0V2H142ZM148 1H150L151 3L149 4ZM181 1H183V0H181ZM181 1H179V2H181ZM1 2H0V3H1ZM45 2H46V1H45ZM115 2L117 3V1H115ZM3 3H4V2H3ZM19 3H20V2H19ZM47 3H46L45 5H47ZM143 3H144V4H143ZM182 3H183V2H182ZM37 4H38V3H37ZM119 4H115V5H119ZM1 5H2V3H1ZM4 5H6V3H4ZM18 5H19V4H18ZM27 5H28V4H27ZM35 5H36V4H35ZM45 5H44V6H45ZM52 5H54V4H52ZM105 5L107 6L106 3H105ZM109 5H110V4H109ZM140 5H141V6H140ZM152 5H153V4H152ZM182 5H183V4H182ZM2 6H3V5H2ZM2 6L0 7V11H1V12L3 11V10H2ZM57 6H58V5H57ZM60 6H61V5H59L58 7H60ZM111 6H113V5H111ZM111 6H110V7H111ZM136 6H138L137 9H136ZM139 6H140V7H139ZM156 6H157V5H156ZM3 7H4V6H3ZM40 7H42V6H40ZM107 7H109V6H107ZM110 7H109V8H110ZM141 7H142V8H141ZM19 8H20V7H18V9H19ZM29 8H30V6H29ZM29 8H28V9H29ZM47 8H48V7H47ZM47 8H46V9H47ZM60 8H61V7H60ZM109 8H107V9H109ZM111 8H113V7H111ZM114 8H115V7H114ZM146 8H145V10H146ZM150 8H151V7H150ZM3 9H4V8H3ZM38 9H40V8H38ZM46 9H44V8L42 9V8H41V10H44V11H45ZM48 9H51V8H48ZM148 9H147V10H148ZM182 9H183V8H182ZM51 10H54V9H51ZM29 11H31V10L29 9ZM59 11H61V9H60ZM59 11H58V12H59ZM110 11H112V9H111V10L109 9V12H110ZM4 12H5V10H4ZM45 12H46V11H45ZM51 12H52V11H51ZM56 12H57V11H56ZM121 12H120V13H121ZM138 12L136 13L137 15H138ZM145 12H146V14H147V11H145ZM145 12H144V13H145ZM48 13H49V12L47 11V14H48ZM61 13H62V11H61ZM88 13H89V12H88ZM88 13H87V14H88ZM115 13H117V12H115ZM122 13H121V15H122ZM133 13L131 12L132 15H133ZM0 14H1V13H0ZM23 14H24V13H22V15H23ZM33 14H34V16H32V18H33L34 20H32V19H31V20H32L33 23H37L39 26H42V25H43V26H44V25H48V27H53V26H52L53 24L56 25L57 23H60V22L55 23V20L57 21V19L59 18V16L55 15V18H57V19H54V18H53V15H54L53 13H52L53 15L50 14L52 17L49 15L50 18H49L48 16H45V15H44V14H46V13H42V11L40 12L39 10H36L35 13H33ZM55 14H56V13H55ZM108 14H109V13H108ZM140 14H141V12H139V15H140ZM22 15H21V16H22ZM59 15H60V14H59ZM64 15H65V14H64ZM114 15H116L117 17L120 16L119 14H118L119 16H118L117 14H114ZM132 15H131V16H132ZM134 15H135V13H134ZM3 16H7V14H2V17H0V19H1V18L3 19ZM56 16H57V17H56ZM89 16H90V15H89ZM95 16H96V15H95ZM103 16H104V15H103ZM107 16H108V15H107ZM123 16H125V15H123ZM140 16H141V15H140ZM140 16H139V18H140ZM7 17H8V16H7ZM61 17H62V16H61ZM61 17H60V18H61ZM65 17H67V16H64V18H65ZM92 17L94 18L93 15H92ZM96 17H97V16H96ZM109 17H111V16H109ZM129 17H130V16H129ZM132 17H133V16H132ZM18 18H19V17H18ZM21 18H22V17H21ZM26 18H27V17H26ZM30 18H31V17H30ZM51 18H52V19H51ZM68 18H69V17H68ZM89 18H91V17H89ZM98 18H99V17H98ZM4 19H6V18H4ZM79 19H81V18H79ZM91 19H92V18H91ZM96 19H97V18H96ZM126 19H127V18H126ZM24 20H25V19H23V21H24ZM31 20H30V21H31ZM52 20H54V21H52ZM67 20H68V19H67ZM83 20H85V18H84ZM86 20H89V19H86ZM86 20L84 21L85 23H87ZM93 20H95V19H92V21H93ZM97 20H98V19H97ZM97 20H95V21H97ZM111 20H112V18H111ZM121 20H122V22H123V19H121ZM121 20H119V21H121ZM124 20H125V19H124ZM139 20H140V19H139ZM4 21H5V20H4ZM21 21H22V20H21ZM28 21H29V20H28ZM34 21H35V22H34ZM65 21H66V20H65ZM72 21H73V20H72ZM72 21L70 20V22H72ZM81 21H82V20H81ZM95 21H94V22H95ZM129 21H131V20H129ZM32 22H30V23H32ZM62 22H63V21H62ZM84 22H83V24H84ZM90 22H91V21H90ZM124 22H125V21H124ZM126 22H128V20H127ZM132 22H134V25H133V26H135V22H136V21H131V23H132ZM138 22H139V21H138ZM141 22H142V21H141ZM73 23H74V21H73ZM78 23H79V22H78ZM78 23H76V24L80 26V24H78ZM119 23H120V22H119ZM83 24H82V25H83ZM89 24H91V23H89ZM89 24L87 23L86 26H87V25H88V26H87V27H84V28H88V29H87V30H86V29H84V30L82 29V30L80 31V34H81V32L83 33L85 30L88 31L89 29H91V28L93 27V26H92V27L90 26L91 28H89ZM92 24H93V23H92ZM92 24H91V25H92ZM95 24H96V23H95ZM120 24H121V23H120ZM124 24H125V23H124ZM136 24H137V23H136ZM139 24H140V23H139ZM22 25H25V22H24V24H23V22H20L19 25H18V29L22 28ZM63 25H64V24H63ZM126 25H127V24H126ZM137 25H138V24H137ZM35 26H37V25H35ZM35 26H34V27H35ZM75 26H76V25H75ZM83 26H84V25H83ZM34 27L32 26L33 29H34ZM48 27H47V29L49 30ZM57 27H59V26H57ZM63 27H64L63 30H65L66 33H67V32H70V33H71V37L68 38L69 40L66 39L67 37H66V38L63 37V38L65 39V42H67V41L70 42V41H71V44L69 43L70 46H68L69 44L67 43V44H66V47L68 46V47H70V49H71V48L74 46V47L77 48L76 45H79L80 42H81L80 46L83 45V43H82V41H81V37H80L81 35L77 32V33L79 34V37H80V38H79L77 33L74 34V32H75L76 30L79 31V30L77 29V28H79L78 26L75 27L76 29H74V31L72 30L74 27H72V25H71L70 23H68V22L65 23V25H64ZM81 27H82V26H81ZM81 27H80V28H81ZM119 27H121V26H119ZM119 27H118V29H120ZM124 27H125V25H124ZM139 27H140V25H139ZM42 28H43V27H42ZM45 28H46V26H44L43 29H45ZM59 28H60V27H59ZM112 28H113V27H112ZM131 28H132V26H131ZM133 28H134V27H133ZM140 28H141V27H140ZM35 29H36V28H35ZM53 29H54V27H53ZM53 29H52V30H53ZM116 29H117V27H116ZM118 29H117V30H118ZM1 30H2V29H1ZM26 30H27V28H26ZM56 30H57V32H60V35H62V34L65 35L64 33L61 34V31H60V30H59V31H58V29H56ZM61 30H62V29H61ZM92 30H93V29H92ZM92 30H91V31L89 30V31L91 32V35H89L90 32L88 33V35H89L90 37L92 36ZM117 30H116V31H117ZM28 31H29V30H28ZM28 31H27V32H28ZM41 31L43 32L44 30H41ZM45 31H46V30H45ZM50 31H51V30H49L48 32H50ZM118 31H119V30H118ZM29 32H30V31H29ZM32 32H33V31H32ZM36 32H37V31H35V33H36ZM46 32H47V31H46ZM62 32H63V31H62ZM119 32H120V31H119ZM7 33H8V31H7ZM7 33H6V34L3 33V34H4L5 36H6V35H9V33H8V34H7ZM15 33H16V32H15ZM20 33H21V32H20ZM35 33H34V34H35ZM53 33H55V31H54ZM70 33H67V35L70 34ZM84 33H86V32H84ZM112 33H113V32H112ZM21 34H23V33H21ZM31 34H32V33H31ZM86 34H87V33H86ZM10 35H11V33H10ZM12 35H13V33H12ZM17 35H18L17 33H16L15 35H13L14 37L16 36V38H15L16 41H17ZM54 35H55V34H54ZM67 35H65V36H67ZM82 35H83V34H82ZM84 35H85V34H84ZM95 35H96V34H95ZM99 35H100V34H99ZM99 35L97 34V36H99ZM110 35H111V33H110ZM112 35H113V34H112ZM114 35H115V34H114ZM117 35H119V34H117ZM5 36H4V37H5ZM22 36H23V35H22ZM45 36H46V33H45ZM47 36H48V34H47ZM58 36H59V35H58V33H57V37H58ZM100 36L102 37V35H100ZM104 36H105V35H104ZM104 36H103V37H104ZM134 36H135V34H134ZM136 36H137V35H136ZM8 37H11V36H8ZM14 37H11V38L13 39ZM31 37H35V35H33V36H31ZM37 37L39 38L38 35H37ZM55 37H56V36H54V38H55ZM57 37H56V38H57ZM68 37H69V36H68ZM107 37H108V36H107ZM115 37L117 38V36H115ZM132 37H133V36H132ZM5 38H6V37H5ZM5 38H4V39H5ZM23 38H25V36H24V37H21V40H22ZM61 38H62V37H61ZM63 38H62V40H61V39H59V37H58L57 39H59V40H56V39H55V40L57 41V43H59L58 41H60V40L63 42ZM92 38H93V37H92ZM92 38H90V39H92ZM109 38H110V36H109ZM15 39H14V40H15ZM32 39H35V38H31V40H32ZM44 39H45V38H43V40H41V41L44 42ZM73 39H74V40H73ZM83 39H84V37H82V40H83ZM88 39H89V38H88ZM88 39L85 40L84 42H87V41L90 42V40H88ZM101 39H102V38H101ZM114 39H115V38H114ZM114 39H113V40H114ZM133 39L136 40V37H135V38L133 37ZM24 40H25V39H24ZM24 40H23V41H24ZM31 40H28V41L31 42ZM36 40H38V39H36ZM45 40H46V39H45ZM55 40H54V42L56 43ZM66 40H67V41H66ZM72 40H73V42H72ZM93 40L96 42L95 38H94ZM93 40H92V41H93ZM102 40H103V39H102ZM104 40H105V39H104ZM106 40H108V39H106ZM109 40H111V39H109ZM7 41H8V40H7ZM12 41H13V40H11V41L9 40V42H12ZM23 41H22V42H23ZM32 41H33V40H32ZM48 41H49V39H48ZM92 41H91V42H92ZM94 41H93V42H94ZM130 41H131V43H133L132 40H130ZM130 41H128V42H130ZM5 42H6V40H5ZM18 42H20V41H18ZM33 42H34V41H33ZM65 42H64V43H65ZM95 42H94V43H95ZM105 42H106V41H105ZM108 42H109V41H108ZM108 42H107V43H108ZM114 42H115V41H114ZM116 42H117V41H116ZM120 42H121V41H120ZM120 42H118V43H120ZM2 43H4V42H2ZM6 43H7V42H6ZM12 43H13V42H12ZM26 43H27V41H25V44H26ZM28 43H29V42H28ZM28 43H27V45H28ZM31 43H32V42H31ZM31 43H29V45H30ZM36 43H37V42H36ZM36 43H35V44H36ZM97 43H98V42H97ZM107 43H106V44H107ZM14 44H15V43H14ZM20 44L23 45V43H21V42H20ZM25 44H24V45H25ZM33 44H34V43H33ZM33 44H32V45H33ZM47 44H48V42H47ZM59 44H61V43H59ZM59 44H58V45H59ZM84 44L86 45V44H88V43H84ZM91 44H92V43H91ZM0 45H4V44H0ZM6 45H7V44H6ZM9 45H11V44L9 43ZM40 45H41V44H40ZM54 45H55V46H54ZM54 45H53V46L56 47V44H54ZM71 45H73V46H71ZM93 45H97V44L95 43V44H93ZM104 45H105V44H104ZM115 45H116V44H115ZM115 45H114V46H115ZM133 45H134V43H133ZM133 45H132V46H133ZM49 46H50V44L48 45V47H49ZM59 46H60V45H59ZM59 46L56 47V50H57V49L60 50ZM80 46H79V47H80ZM105 46H106V45H105ZM116 46H117V45H116ZM123 46H124V44H123ZM3 47H5V46H3ZM50 47H51V46H50ZM64 47H65V46H62L63 51L65 50ZM66 47H65V48H66ZM118 47H119V46H118ZM121 47H122V46H121ZM179 47H180V48H179ZM76 48H74V50H76ZM80 48H81V47H80ZM80 48H79V49H80ZM110 48H111V47H110ZM116 48H117V47H116ZM147 48H148V47H147ZM170 48H171V47H170ZM178 48L181 49V46H178ZM178 48L175 47L174 49L176 50V49H178ZM33 49H34V46H33ZM33 49H32V50H33ZM40 49H41L40 51L43 52V51H42L43 48H40ZM66 49H67V48H66ZM68 49H69V48H68ZM70 49H69V50H70ZM77 49H78V48H77ZM103 49H104V48H103ZM168 49H169V48H168ZM174 49H173V50H174ZM179 49H178V50H179ZM3 50H6V49L3 48ZM3 50H2V48H1V46H0V58H3V61H4V62H3L4 65H3V66H4V70H5V72H10V71L12 70V64L9 63V61L6 59V56L8 55V53L5 54V52H7V51L9 52V50H7V51H5V52H4ZM54 50H55V48H54ZM118 50H120V47H119ZM122 50H123V49H122ZM147 50H148V49H147ZM173 50H171V51H172V55H174L173 53L175 52V50H174V52H173ZM10 51H11V50H10ZM47 51L49 52V50H47ZM76 51H77V50H76ZM104 51H105V50H104ZM110 51H111V50H110ZM168 51H169V50H168ZM171 51H169V52H170V56H171ZM41 52H40V53H41ZM57 52H58V51H57ZM61 52H62V51L60 50V51H59V54H60V55H61ZM66 52H67V51H66ZM66 52H64V54H65ZM107 52H109L108 48H107ZM120 52H121V51H120ZM176 52H177V50H176ZM176 52H175V54H177ZM178 52H179V51H178ZM40 53H39V54H40ZM55 53H56V52H55ZM148 53H149V52H148ZM42 54H43V53H42ZM49 54H50V53H48V55H49ZM57 54H58V53H57ZM59 54H58V55H59ZM112 54H113V53H112ZM112 54H111V55H112ZM114 54H115V53H114ZM117 54H118V53H117ZM165 54H167V53H165ZM168 54H169V53H168ZM37 55H38V54H37ZM44 55H45V53H44ZM60 55H59V56H60ZM41 56H43V55H41ZM41 56L37 57V59H36V68H37L39 65L41 66V63H42V60H43V59H41V58H44V56H43V57H41ZM50 56H51V54H50ZM93 56H94V54H93ZM105 56H106V55H105ZM112 56H114V55H112ZM112 56H111L110 58H113ZM148 56H149V55H148ZM148 56H146V57H148ZM162 56H163V54H162ZM174 56H175V55H174ZM45 57H46V56H45ZM114 57H115V56H114ZM188 57H189V56H188ZM32 58H33V57H32ZM85 58H87V56H86ZM85 58H84L83 60H85ZM91 58L95 60V59H97V56H96V58H93V57H91ZM149 58H150V57H149ZM189 58H190V57H189ZM56 59H60V58L57 57ZM92 59H91V61H90V59H88V64H91L90 62H94ZM113 59H114V58H113ZM137 59H138V58H137ZM147 59H148V58H147ZM154 59H155V58H154ZM167 59H168V58H167ZM186 59H188V58H186ZM45 60H46V59H45ZM45 60H44V62H45ZM106 60H107V59H106ZM106 60H104V62H105ZM148 60H150V59H148ZM148 60H147V61H148ZM183 60H185V59H183ZM190 60H191V58H190ZM203 60H204V59H203ZM51 61H52V60H51ZM58 61H59V60H58ZM85 61H87V60H85ZM89 61H90V62H89ZM95 61H96V60H95ZM98 61H99V59H98ZM98 61H97V62H98ZM100 61H101V60H100ZM100 61H99V63H100ZM153 61H154V60H153ZM155 61H156V59H155ZM185 61H186V60H185ZM191 61H193V60H191ZM10 62H11V61H10ZM44 62H43V63H44ZM47 62H48V61H47ZM47 62H46V63H47ZM53 62H54V65H56V64H55L56 61L54 60V61H52V63H53ZM97 62H96L95 64H97V65L100 67L101 64L99 65ZM135 62H137V61L135 60ZM148 62H149V61H148ZM148 62H147V63H148ZM151 62H152V61H151ZM162 62H163V61H162ZM181 62H182V61H181ZM187 62H188V60H187ZM201 62H202V61H201ZM12 63H13V62H12ZM18 63H19V62H18ZM18 63H17V67L20 65V64L18 65ZM56 63H57V62H56ZM102 63H103V61H102ZM152 63H153V62H152ZM166 63H167V62H166ZM179 63H180V62H178V64H175V65H174V66H176V68H173V69L171 68L173 74L176 73L175 71H176L177 68L180 67V65L182 64V63H180V64H179ZM184 63H186V62H184ZM194 63H196V62L194 61ZM194 63H193V64H194ZM199 63H200V62H199ZM38 64H39V65H38ZM95 64L92 63V65H95ZM145 64H146V63H145ZM168 64H169V63H168ZM168 64H166V65H167V69H168ZM170 64H171V63H170ZM170 64H169V65H170ZM186 64H187V65H190L191 63H190V61H189V64H188V63H186ZM186 64H184L183 67H185ZM31 65H32V67H33L34 64L32 63ZM48 65H49V63H48ZM51 65H52V67H53V64H51ZM51 65H50V67H51ZM92 65H90V66H92ZM105 65H111V64H105ZM135 65H136V64H135ZM177 65H178V66H177ZM182 65H183V64H182ZM182 65H181V68H180L181 70L178 71L179 75H181V74H180V71H182ZM187 65H186V66H187ZM194 65H195V64H194ZM197 65H198V64H197ZM202 65H204V64H201L200 66H202ZM45 66H46V65H44V67H45ZM90 66H88V69H87V67H86V69L89 70ZM149 66H150L151 68H150ZM164 66H165V64H164ZM190 66H192V65H190ZM34 67H35V66H34ZM42 67H43V65L41 66V69H42ZM50 67L48 68V70L52 68V67H51V68H50ZM93 67H94L95 69H94ZM101 67H102V70H103V66H101ZM105 67H106V66H104V70L106 69ZM146 67H147V64H146ZM148 67H149V69H151V70L153 69V68H152L153 66H151L150 63L148 64ZM170 67H171V65L169 66V70H170ZM195 67H196V66H194V68H193V66H192L193 69H195ZM18 68H19V67H18ZM18 68H17V69H18ZM20 68H21V66H20ZM53 68H54V67H53ZM107 68H108V66H107ZM165 68H166V67H165ZM185 68H186V67H185ZM185 68H184V69H185ZM33 69H34V68H33ZM93 69H94L95 71L97 70V68H96L95 66H92V70H93ZM98 69H99V68H98ZM174 69H175V71H173ZM197 69H199V68H197ZM20 70H21V69H20ZM30 70H31V69H30ZM30 70H29V71H30ZM81 70H82V69H81ZM83 70H84V69H83ZM83 70H82V71H83ZM87 70H86V71H87ZM94 70H93V72H95ZM99 70H100V69H99ZM108 70H109V71H108ZM169 70H168V71H169ZM21 71H22V70H21ZM21 71H20L19 73H21ZM25 71H27V70H25ZM43 71H44V69H43ZM43 71L41 72L40 69L38 70V72H39L41 75H42ZM45 71H46V73H44L43 76H45V75L47 74V72H48V71H47V68L45 69ZM86 71H85V72H86ZM89 71H91V69H90ZM89 71H88V72H89ZM112 71H113V70H112ZM146 71H149V70L147 69ZM146 71H145V72H146ZM183 71H184V70H183ZM199 71L201 72L202 69L199 70ZM36 72H37V71H36ZM91 72H92V71H91ZM91 72H90V73H91ZM96 72H99V71L97 70ZM106 72H108V73L110 74L111 70H110V69H107ZM172 72H171V74H172ZM196 72L198 73V71H195V73H196ZM19 73H18V74H19ZM27 73H28V71H27ZM34 73H35V72H34ZM81 73H82V72H81ZM143 73H144V72H143ZM182 73H184V72H182ZM197 73H196V74H197ZM18 74H17V75H18ZM32 74H33V73H32ZM40 74H39V75H40ZM141 74H142V73H141ZM171 74L169 73V75H171ZM187 74H188V73H187ZM20 75H21V74H20ZM35 75H36V74H35ZM35 75H34V76H35ZM167 75H168V74L166 73V77L169 76V75H168V76H167ZM176 75H177V74H175L174 76H176ZM179 75H178V76H179ZM198 75H199V73H198ZM200 75H201V73H200ZM18 76H19V75H18ZM34 76H33V78H34ZM144 76H145V75H144ZM172 76H173V75H172ZM174 76H173L172 78H174ZM41 77H42V76H40V80H39L40 82L42 81V80H41ZM183 77L186 78L185 73H184V75H183L181 78H183ZM194 77L196 78L197 75H194ZM198 77H199V76H198ZM231 77H232V75H231ZM44 78H45V77H43L42 79L45 80ZM140 78L142 79V77H140ZM145 78H146V77H144L143 79H145ZM148 78H149V77H148ZM168 78L170 79V76H169ZM168 78H167V79H168ZM172 78H171V79H172ZM199 78H200V77H199ZM233 78H234V76H233ZM233 78H232V79H233ZM20 79H21V78H20ZM35 79H37V78H35ZM35 79H34V80H35ZM162 79H165V77H163ZM216 79H217V77H216ZM49 80H50V78H49ZM139 80H140V79H139ZM139 80H138V81H139ZM153 80H155V79H153ZM153 80H152V81H153ZM176 80H179V78L176 79ZM181 80H182V79H181ZM207 80H209V79H207ZM217 80H218V81H221L220 79H217ZM166 81H167V80H166ZM173 81L175 82V80H173ZM37 82H38V81H37ZM40 82H39V83H40ZM49 82H51V81H49ZM167 82H168V81H167ZM204 82H205V79H204ZM6 83H7V82L4 81V84H2V86H3V85L5 86ZM47 83H48V82H47ZM138 83H139V82H138ZM143 83H144V82H143ZM164 83H165V84H164ZM164 83H163L164 85L167 84L165 81H164ZM168 83H169V82H168ZM180 83H181V82H180ZM197 83H198V82H197ZM206 83H207V82H206ZM112 84H113V83H112ZM154 84H155V83H154ZM154 84H153V85H154ZM163 84H162V86H163ZM170 84H171V83H170ZM192 84H193V83H192ZM207 84H208V83H207ZM207 84H205V85H207ZM141 85H142V84H141ZM160 85H161V84H160ZM175 85H176V84H175ZM190 85H191V84H190ZM209 85H211V86L213 87L214 84H213V85H212V84H209ZM218 85H220V84H218ZM2 86H1V87H2ZM136 86H137V85H136ZM149 86H150V84H149ZM177 86H178V85H176L175 87H177ZM193 86H196V85L194 84ZM211 86H210L209 88H211ZM90 87H91V86H90ZM215 87H216V86H215ZM3 88H4V87H3ZM73 88H75V87H73ZM99 88H100V87H99ZM101 88H102V87H101ZM105 88H106V87H105ZM195 88H196V87H195ZM41 89H42V88H41ZM87 89H91V90H92V88H89V86H88ZM94 89H95V88H94ZM94 89H93V90H94ZM103 89H104V88H103ZM163 89H164V88H163ZM171 89H172V88H171ZM188 89L192 90V88H189V87H188ZM30 90H31V88H30ZM32 90H33V88H32ZM80 90H81V89H80ZM108 90H109V89H108ZM149 90H150V89H149ZM164 90H165V89H164ZM206 90L209 91V89H206ZM81 91H82V90H81ZM88 91H89V90H88ZM143 91H144V90H143ZM152 91H153V90H152ZM188 91H189V90H187V92H188ZM30 92H31V91H30ZM38 92L41 93L42 91L39 90ZM72 92H73V91H72ZM105 92L107 93V91H105ZM167 92H168V90H167ZM170 92L173 93V89H172ZM182 92H183V91H182ZM204 92H205V90L203 91V93H204ZM36 93H37V92H36ZM42 93H44V92H42ZM73 93H74V92H73ZM75 93H77V92H75ZM86 93H87V92H86ZM95 93H96V89H95ZM128 93H129V92H127V94H128ZM142 93H143V92H142ZM168 93H169V92H168ZM190 93H193V92L190 91ZM190 93H188L187 95H190ZM209 93H210V91H209ZM13 94H14V93H13ZM27 94H28V93H27ZM70 94H71V92L68 94V97L66 96L67 98L65 97L63 101L61 100V104H60L61 107H60L59 105H58V107H57V106H55V104H54V102H55V103L59 102V101H58L59 99H57V102H56V101H53V108H52L51 105H49V106L51 107V109H52V114H54L55 112H56V114L58 113V115L54 114L56 117H57V116L59 117V113H60V112H62L63 115H66V114L63 112V110L61 109V108H62V102L65 103L64 101H66V100H68V99L70 98V97H69ZM113 94H114V93H113ZM163 94H164V93H163ZM163 94H160L161 97H162V100L164 99V98H163V97H164ZM184 94H185V92H184ZM205 94H208V93H205ZM205 94H204V95H205ZM43 95H44V94H43ZM73 95H74V94H71V98L69 99V101L73 98V97H72ZM111 95H112V94H111ZM153 95H154V94H153ZM153 95H152V96H153ZM162 95H163V96H162ZM169 95H171V93H170ZM169 95L167 94V96H168L167 98H169ZM210 95H211V94H209V96H210ZM9 96H10V95H9ZM12 96H13V95H12ZM12 96H11V98H12ZM34 96H35V95H34ZM86 96H87V95H86ZM94 96H95V95H94ZM96 96H97V94H96ZM102 96H104V99H105L106 96H105L104 94H103ZM154 96L157 97V96H158V93H157V96H156V95H154ZM154 96H153V97H154ZM205 96H206V95H205ZM40 97L42 98V96H40ZM40 97H39V99H40ZM97 97H100V96L98 95ZM107 97H109L108 99H110V98L112 99V97H110V96H107ZM145 97H147V96H145ZM148 97H149V96H148ZM153 97H152V99H150L151 97L149 98L150 101H151V100H154ZM173 97H174V95H173ZM173 97H172V98H173ZM6 98H7V96H6ZM25 98H26V97H25ZM31 98H32V96H31ZM31 98H30V100H31ZM44 98H45V97H44ZM85 98H87V97L84 96V100H85ZM128 98H129V97H128ZM170 98H171V96H170ZM183 98H184V97H183ZM15 99H16V98H15ZM65 99H66V100H65ZM99 99H102V98H99ZM99 99H98V101H102V100H99ZM143 99H144V98H143ZM143 99H142V101H141V104H142V102L144 101ZM149 99H146V98H145V101H144V102H146V100H147V103H148V100H149ZM160 99H161V98H160ZM185 99H188V97L186 96ZM8 100H9V99H8ZM76 100H77V99H76ZM106 100H107V98L104 100L105 106H106V103H107V101H108V100H107V101H106ZM112 100H113V99H112ZM169 100H171V99H169ZM15 101H16V100H15ZM15 101H12V100H11L12 104H13V102L15 103ZM39 101H40V100L37 101V99L34 98V105H35V107H37V105L39 104V103H38ZM80 101H81V102H80ZM80 101H79V102H80L81 105H82L83 101H82V100H80ZM109 101H110V100H109ZM121 101H122V100H120V102H121ZM165 101H168V99H165ZM183 101H185V100H183ZM183 101L180 102L179 106H181V104H182V106L185 104V102L182 103ZM66 102H67V101H66ZM72 102H73V101H72ZM77 102H78V101H77ZM110 102H112V101H110ZM159 102H160V100L158 99V102L155 101L154 103H158V104H159ZM162 102H163V101H162ZM162 102H160V103H162ZM40 103H41V102H40ZM59 103H60V102H59ZM75 103H76V102H75ZM96 103H97V101H96ZM150 103H152V102H150ZM176 103H178V102H176ZM15 104H16V103H15ZM20 104H21V103H20ZM67 104H68V103H67ZM67 104L65 103V105H67ZM77 104H78V103H77ZM98 104H100V103L98 102L96 107H98ZM102 104H103V102H102ZM117 104H119V103H117ZM138 104H139V103H138ZM141 104H139V105H141ZM163 104H164V102H163ZM10 105H11V104H10ZM56 105H57V104H56ZM71 105H72V104H71ZM81 105L79 104V106H81ZM111 105H112V103H110L109 106H111ZM135 105H136V107H139V106H137V103H136ZM143 105H144V104H143ZM143 105H141V106H142V107H145L147 104L144 105V106H143ZM148 105H150V104H148ZM16 106H17V105H16ZM16 106H15V107H16ZM19 106H20V105H19V103H18V107H19ZM22 106H23V105H22ZM45 106H46V105H45ZM49 106L47 105L46 107H49ZM74 106L77 107L78 105H77V106L74 105ZM79 106H78V107H79ZM99 106H100V105H99ZM109 106H108V110H109ZM112 106H113V105H112ZM119 106H120V105H119ZM179 106H178V109L180 108V110H182V112H179L180 110H178L177 108H176L175 110H178L177 112H179L180 114H182L183 111H184L185 114H182V115L186 116V113L188 112V110L185 111V109L188 108V107H186L187 105H186V106L184 105V106L186 107L185 109H181L182 107H179ZM184 106H183V107H184ZM11 107H12V106H11ZM38 107H39V106H38ZM59 107H60V108H59ZM96 107H95V108H96ZM116 107H117V106H116ZM168 107H169V106H168ZM168 107H166V108H168ZM13 108H14V107H13ZM13 108H12V111H13ZM27 108H28V105H27ZM29 108H30V106H29ZM29 108H28V109H29ZM79 108H81V107H79ZM99 108H102V107L100 106ZM99 108H96L95 111H96L97 109H99ZM111 108H112V107H111ZM117 108H118V107H117ZM117 108H115V109H117ZM134 108H135V107H134ZM148 108H151V107H148ZM16 109H18V108H16ZM16 109H15V110H16ZM35 109L37 110V108H35ZM49 109H50V108H49ZM51 109H50V110H51ZM60 109H61V110H60ZM103 109H105V108H102V110H103ZM138 109H139V108H137V110H138ZM144 109H145V108H144ZM164 109H165V108H164ZM18 110H20V108H19ZM54 110H55V111H54ZM146 110H148V109H146ZM159 110H161V109H159ZM162 110H163V109H162ZM175 110L173 111L174 113L172 112V113L174 114V117L177 116V115H179V114H177V113L175 112ZM16 111H17V110H16ZM16 111H14V113H15ZM20 111H21V112H20L21 115H25L24 113L22 114V112H23L22 110H20ZM29 111H30V110H29ZM47 111H48V110H47ZM47 111H46V112H47ZM103 111H104V110H103ZM103 111H102V112H103ZM113 111H114V110H113ZM113 111H112V112H113ZM133 111H134V109H133ZM17 112H18V111H17ZM102 112H101V109H100V113H102ZM116 112H117V111H116ZM138 112H139V111H138ZM163 112H164V110H163ZM163 112H162L161 114L164 116L165 113H167V112H164V113H163ZM169 112H170V111H169ZM34 113H35V111H34ZM34 113H33V111H31V112L28 113V118H29V121H30V125H28L27 129H25L26 131L23 132V131L19 130L18 133H17V135L14 136V138H13V137H12V138H8V137H7L8 132L2 130L3 133H4V132H5V133L7 132L6 135H5V133H4L5 137H4V138L2 137L3 140L7 137V139H6L7 141L5 140L7 144H5V145H1V146H0V156H2V158H0V190L2 191V190L7 189L8 194H5V195H4V198H5V199H0V222H1V220L8 221V219H9V220H12V221L17 220V219H18V220H19V219H20V220L25 219V220H27V221H30L31 219H37V218H40V217H44V216H43V214H45L44 211H47V212L51 213L52 215H55V216L58 217V212H59V209L61 208L60 201L62 202V200H59V199H61V198L64 199L63 197H65V196L62 194V195H63V197H62V195H60V192H61V191L58 190L57 188H56V189L58 190V192H59V191H60V192H59V193L56 192V189H55V187H54L55 184H54L52 181H51V183H50V182H47V181H48L47 179L45 180L44 178H42V177L45 176L44 173H42L43 171L46 172V175L48 174L50 177L56 178L57 181L59 180V181L61 182V181L63 180V181H62L63 184H65V181H68V182H66L67 185L65 184V185L62 187V188H63V192H64V194L66 193L65 195H66L71 201H74V204H75L76 202H79V201H83V200H85V199H83V196H80V193L78 192L77 188L74 186V184H75L74 181H73V180H74V178H73L74 175H73V176H67V175H66V171H65V169H64V167H63V164L61 163V158H60L58 152H60V154H61V153H62V152H61L62 150H61V151H58V150H60L63 146H62V147H61V146L58 147V146H56L55 144H52V145H55V146L58 148V150H55L56 147L52 148L53 146L50 145L49 140H48L49 138L46 139L47 141H45L44 138L42 139V136L44 137V135L41 136L40 134H42V133H41L42 131L40 130V132H39V131H38L39 128L36 127V124H35L36 114H34ZM48 113H49V111H48ZM62 113H60V114H62ZM80 113H81V112H80ZM100 113H99V115H97V112H96V113H95V118H97V119H99V120L102 119L104 116L107 118V116L105 115V114L108 113L107 110H106V113L104 114V116H102L101 118H99V117H100L101 115H103V114L100 115ZM117 113H118V112H117ZM142 113H143V112H142ZM172 113H168V115H172ZM175 113H176L177 115H176ZM16 115H17V114H16ZM18 115H19V114H18ZM39 115H40V114H39ZM96 115H97L98 117H96ZM107 115H108V114H107ZM110 115H111V112H110ZM182 115H181V118H183V119H187V118H188V114H187V116H186L187 118H185L184 116L182 117ZM19 116H20V115H19ZM42 116H43V115H41L39 118L42 119V118H41ZM55 116H54V117H55ZM117 116H118V115H117ZM117 116H116V117H117ZM138 116H139V115H138ZM163 116H161L160 118H161L162 120L164 119L163 121H165V120L167 119L168 116H167V115H166L167 117H163ZM14 117H15V116H14ZM14 117H13V118H14ZM20 117H21V116H20ZM23 117H24V116H23ZM23 117H22V118H23ZM46 117H47V116H46ZM54 117H53L52 119H54V120L56 119V120H57V118H54ZM64 117H65V116H63V118H64ZM118 117H119V116H118ZM145 117H146V116H145ZM174 117H173V118H172V116H171V117H170V116L168 117V119L171 120V124L174 122L173 120H175V122H177L178 120L181 119L180 116H179L180 119H178V120H177V119H174ZM189 117H190V115H189ZM13 118H12L11 120H14V119H15V118H14V119H13ZM16 118H19V117L17 116ZM22 118H21V119H22ZM39 118H37V119H39ZM67 118H70V117H67ZM95 118L92 117V118H91L92 121H93ZM134 118H135V117H134ZM147 118H148V116H147ZM170 118H172V119H170ZM175 118H176V117H175ZM19 119H20V118H19ZM24 119H25V120H24ZM24 119H22V120L27 121V120H26V115H25V118H24ZM40 119H39V120H40ZM52 119H51V120H52ZM58 119H60V118H58ZM103 119H104V118H103ZM103 119H102V120H103ZM149 119L151 120L152 118H149ZM149 119H147V120H149ZM153 119H156V121H154ZM153 119H152L151 121H154V123L156 122L157 124H158V122H160V124H162V126H164V128H165L164 123H161L162 120H161V121L159 120V121L157 122L158 119H157V118H154V116H153ZM168 119H167V120H168ZM189 119L192 120V116H191V118H189ZM189 119L187 120V123L190 122ZM15 120H16V119H15ZM22 120H21V121H22ZM47 120L49 121L50 119L48 118ZM54 120H53V121H54ZM56 120H55V122H56ZM66 120H67V119H66ZM68 120H69V119H68ZM102 120H101V121H102ZM169 120H168V121H169ZM21 121L18 120V122H21ZM40 121H41V120H40ZM42 121H43V120H42ZM44 121H46V118H45ZM57 121H58V120H57ZM151 121H149V122L151 123ZM183 121H185V120H182V121H179V122H182V123H183L184 128H183V125H182V124H181L182 126H181L180 124H177V125H176V124H174V125L172 124V125L175 126V127L179 125L180 128L182 127L183 130L185 129V132H182V133H186V132H188V129H187V127L185 128V126H188V125L185 124ZM232 121H233V120H232ZM6 122H7V121H6ZM8 122H12V121H8ZM14 122H15V121H14ZM37 122H38V120H37ZM46 122H47V121H46ZM96 122H97V121H96ZM166 122H167V121H166ZM179 122H178V123H179ZM41 123H42V122H41ZM48 123H49V127H50V122H48ZM99 123H101V122H100V121L97 122V124H99ZM156 123H155V124H156ZM229 123H230V121H229ZM231 123H232V122H231ZM18 124H21V123H18ZM26 124H27V123H26ZM44 124H46V123L44 122ZM51 124H52V122H51ZM102 124H103V123H102ZM151 124H153V122H152ZM151 124H149V125H151ZM188 124H189V123H188ZM16 125H17V122H16ZM16 125H15V126H16ZM38 125H39V124H37V126H38ZM46 125H47V124H46ZM53 125H54V124H53ZM95 125H96V124H95ZM167 125H168V123H167ZM172 125H171V126H172ZM231 125L233 126V124H231ZM20 126H21V125H20ZM24 126H25V125H24ZM41 126H43V125H41ZM56 126H57V125H56V123H55V126H54V127H56ZM99 126H100V124H99ZM117 126H118V124H117ZM140 126H141V125H140ZM173 126H172V128H173ZM179 126H178V127H179ZM17 127H19V125H17ZM17 127H16V128H17ZM39 127H40V126H39ZM46 127H48V126H46ZM46 127H45V126H44V127H41V129H42V128L46 129ZM54 127H53V129H54ZM58 127H59V126H58ZM115 127H116V126H115ZM143 127H144V126H142V128H143ZM149 127H152V128H154V129H156V128L158 127V125H155V127H153V126L151 125V126H149ZM169 127H170V122H169ZM169 127H168V128H169ZM178 127H177V128H178ZM16 128L14 127L13 129H16ZM37 128H38V129H37ZM139 128H140V127H139ZM139 128H138V125H137V129H139ZM158 128H159V129H161V128L164 129L163 127H160V126H159ZM182 128H181V129H182ZM5 129H7V128L5 127ZM5 129H4V130H5ZM98 129H99V128H98ZM102 129H103V128H102ZM137 129H136V130H137ZM147 129H148V128H147ZM147 129H145V130H147ZM154 129L151 130V129L149 128V130H151V131H153ZM159 129H157V130H159ZM162 129H161V130H162ZM173 129H174V128H173ZM42 130H43V129H42ZM47 130H48V128H47ZM55 130H58L57 132H60V129H59V128H58V129H54V131H55ZM149 130H148V131H149ZM168 130L170 131V129H168ZM171 130H172V129H171ZM175 130H176V129H174V131H175ZM183 130H181V131H183ZM12 131H13V130L11 129V132H12ZM14 131H15V130H14ZM16 131H17V130H16ZM49 131H50V133H49ZM49 131H45V132H46L47 134H48V133L51 134L52 129H51V130L49 129ZM54 131H52V132H54ZM151 131H149V132H150L149 134H152L155 130H154L152 133H151ZM165 131L168 132L167 130H165ZM179 131H180V130H179ZM179 131H176V132H179ZM11 132H10V134H11ZM43 132H44V131H43ZM45 132H44L43 134H46ZM107 132H108V131H107ZM142 132H143V131H142ZM3 133L0 132V134H3ZM21 133H25V135H27L28 139H27V140L20 139V137H21L20 134H21ZM146 133H147V132H146ZM155 133H156V132H155ZM171 133H172V132H171ZM173 133H174V132H173ZM182 133H180L181 136L179 137V139H182V138L185 137L186 135L188 136V134H185V136H182ZM53 134H54V133H52V135H53ZM55 134L58 135V133H56V132H55ZM104 134H105V133H104ZM142 134H143V133H142ZM142 134H141V135H142ZM144 134H145V133H144ZM157 134H158V133H157ZM162 134H163L162 137H163V140H164V138H165V137H164L165 134H164L163 131H162ZM180 134H179V135H180ZM202 134H203V132H202ZM202 134H201V136H202ZM11 135H13V132H12ZM107 135H108V134H107ZM107 135H106V136H107ZM109 135H110V134H109ZM122 135H123V134H122ZM141 135L139 134V136H141ZM146 135H148V133H147ZM152 135H153V134H152ZM152 135H151V136H152ZM168 135H169V134H168ZM171 135H172V134H171ZM174 135H175V134H174ZM174 135H172L171 137H173ZM179 135H178V136H179ZM183 135H184V134H183ZM219 135H220V134H219ZM219 135H218V138H220ZM225 135H226V134H225ZM2 136H3V135H2ZM45 136H46V135H45ZM119 136H121V135L118 134V137H119ZM124 136H126V135H124ZM158 136H159V135H158ZM158 136H156V134H155V137H156V138L153 137V139H157ZM166 136H167V134H166ZM175 136H176V135H175ZM187 136H186V137H187ZM220 136H224V135H220ZM10 137H11V136H10ZM47 137H48V136H47ZM98 137H99V136H98ZM98 137H97V138H98ZM136 137H137V136H136ZM146 137H149V135L146 136ZM160 137H161V136H160ZM160 137H159V138H160ZM188 137H189V136H188ZM188 137H187V138H188ZM193 137H195V136H193ZM202 137H203V141H202V142L205 141V143H206L207 140L204 139V134H203ZM104 138H105V136H104ZM104 138L101 137V139H104ZM159 138H158V139H159ZM187 138H186V139H187ZM189 138H190V137H189ZM218 138H216V140H217ZM223 138H224V139H223ZM223 138H221L222 142H223V140H225V137H223ZM227 138H228V137H226V139H227ZM0 139H1V136H0ZM98 139H99V141H100V138H98ZM139 139H140V137H139ZM139 139H138L137 141H139ZM141 139H142V138H141ZM147 139H148V138H147ZM147 139H146V140H147ZM150 139H152V138H150ZM158 139H157V140H158ZM160 139H162V138H160ZM160 139H159V140H160ZM184 139H185V138H183L182 142L185 141ZM200 139H202V138L200 137ZM148 140H149V139H148ZM148 140H147V141H148ZM157 140H156V142H157ZM177 140H178V137H177L176 141H177ZM190 140H191V139H190ZM221 140H220V141H221ZM1 141H2V140H1ZM5 141H4V142H5ZM50 141H51V140H50ZM94 141H95V140H94ZM94 141H93V142H94ZM99 141H98V142H99ZM101 141H102V140H101ZM125 141H126V140H125ZM137 141H135V142L137 143ZM150 141H153V140H149V141H148V142H149V145H150V143H151ZM165 141H166V140H165ZM176 141H175V142H176ZM187 141H189V140H187ZM214 141H215V136H214ZM217 141H218V140H217ZM220 141H219V142H220ZM98 142H96V143H98ZM131 142H132V141H131ZM140 142H141V141H140ZM143 142H144L145 144H148V142L146 143L144 140H143L141 143H143ZM162 142H164V141H162ZM182 142H181V144H182ZM185 142H186V141H185ZM191 142H192V141H191ZM222 142H221V145H222ZM225 142H226V140H225ZM225 142H223V143H224L223 146L225 145ZM229 142H231V144H232V141H229V140H228V141L226 142V145H227V144L230 145ZM52 143H53V142H52ZM136 143H133V144H136ZM164 143H165V146H166V147H164V150H167V149H168V150H171V151H169V152H171V153H172V150H174V149H169V148H171V147H172V148H175V147H173V146L177 145V144H174V145L172 146L173 143H172V144L169 143V144H168V145H169V148H167V147H168V145L166 144L167 142H164ZM176 143H179V142H176ZM192 143H193V142H192ZM192 143H189V144H192ZM205 143H204L203 145H205ZM216 143H217V142H216ZM248 143H249V142H248ZM139 144H140V143H139ZM139 144H136V145L138 146ZM145 144H143V145H145ZM185 144H187V143H185ZM189 144H187V145L189 146ZM201 144H202V143H201ZM214 144H215V143H214ZM93 145H94V144H93ZM136 145H135V147H136ZM143 145L141 144L140 147H142ZM151 145H152V144H151ZM163 145H164V144H163ZM179 145H180V144H179ZM179 145L176 146V148H179V147H180ZM193 145H194V144H193ZM193 145H191V146H193ZM206 145H207V144H206ZM209 145H211V144H209ZM218 145H220V144L218 143ZM221 145H220V146H221ZM228 145H227V146H228ZM247 145H248V144H247ZM249 145H250V144H249ZM249 145H248V146H249ZM50 146H51V147H50ZM161 146H162V145H160L159 147H161ZM170 146H171V147H170ZM181 146H182V145H181ZM196 146H197V144H196ZM200 146H201V145H200ZM212 146L216 147V146L213 145V144H212L210 147L212 148ZM223 146H222V147H223ZM232 146H235V145L232 144ZM251 146H252V145H251ZM251 146H249V149H250ZM147 147H148V146H147ZM186 147H187V146H186ZM193 147H195V146H193ZM202 147H203V146H202ZM204 147H205V146H204ZM208 147H209V146H208ZM222 147H219L218 149H220V148H222ZM225 147H226V146H225ZM228 147H229V146H228ZM59 148H60V149H59ZM65 148H66V147H65ZM70 148H72V147H71V146H70L69 148L67 147V149H69V150H67L68 152H66L67 154L70 152V150H71ZM136 148H137V147H136ZM165 148H167V149H165ZM176 148H175V149H176ZM182 148H184V146H183ZM198 148H200V147H198ZM198 148H197V149H198ZM205 148H206V147H205ZM251 148H252V147H251ZM63 149H64V147H63ZM72 149H73V148H72ZM90 149H91V148H90ZM138 149L141 150V148L138 147V148H137V151H138ZM143 149H144V148H143ZM179 149L182 150L181 147H180ZM185 149H186V148H185ZM188 149H189V148H188ZM202 149H203V148H202ZM207 149H208V148H207ZM207 149H206V150H207ZM214 149H215V148H213V150L211 149L212 152L214 151ZM229 149H230V147H229ZM229 149H228V150H229ZM232 149H234V148H232ZM93 150H94V148H93ZM118 150H119V149H118ZM134 150H135V149H134ZM168 150H167V152H168ZM176 150H177V149H176ZM222 150H225V148H224V149L222 148ZM222 150H221V151H222ZM228 150H226V153H228V152H227ZM235 150H237V149H235ZM55 151H56V152H55ZM65 151H66V149H65ZM132 151H133V150H132ZM132 151H130V152H132ZM185 151H186V150H185ZM196 151H197V150H196ZM201 151H202V150H201ZM217 151H218V150L216 149V150H215L216 153H222L221 151H220V152H217ZM247 151H248V150H247ZM63 152H64V151H63ZM116 152H117V151H116ZM120 152H121V150H120ZM123 152H124V150H123ZM174 152H175V150H174ZM181 152H182V151H181ZM198 152H199V150H198ZM209 152H210L211 155L213 154V153H211V151H209ZM224 152H225V151H224ZM224 152H223V153H224ZM230 152H231V153H229V154H232V150H230ZM234 152H235V151H233V153H234ZM240 152H242V151H240ZM240 152L237 150V153H238V154L236 153L237 155H236V154H234V155H236V157H237V156L240 157V156H241ZM66 153H65V154H66ZM89 153H90V152L88 151V154H89ZM134 153H135V152H134ZM138 153H139V151H138ZM176 153H177V154H176ZM176 153H175V154H176L177 156H179V155H178L179 152H176ZM200 153H201V152H200ZM200 153H199V156H200L201 154H203V153H201V154H200ZM223 153H222V154H223ZM127 154H129L128 151H127ZM130 154L133 155V153H130ZM135 154H136V153H135ZM169 154H170V153H169ZM169 154H166V156H167V155L169 156ZM179 154H180V153H179ZM189 154H190V153H189ZM207 154L210 155L208 152H207ZM222 154H221V155H222ZM239 154H240V155H239ZM242 154H243V152H242ZM245 154L248 155L249 153H248V152H247V153H244V155H242L241 157L244 158L243 156H245ZM115 155H117V154H115ZM118 155H119V154H118ZM118 155H117V157H118ZM122 155H124V154H122V152H121V153H120V157H121V159L123 158ZM141 155H142V154H141ZM141 155H140V156H141ZM143 155H144V154H143ZM143 155H142V156H143ZM172 155H174V154L172 153ZM186 155H187V157L189 156L187 152H186ZM195 155H196V154H195ZM204 155H205V154H204ZM214 155L217 156V154H214ZM214 155H213V156H214ZM225 155H226V154H225ZM227 155H228V154H227ZM232 155H233V154H232ZM232 155H230V157H232ZM234 155H233V157H234ZM137 156H138V155H137ZM142 156H141V157H142ZM170 156H171V155H170ZM184 156H185V154H184ZM196 156H197V155H196ZM199 156H198V158H200ZM219 156H220V154H219ZM219 156H217L216 160H219V159H218ZM223 156H224V155H223ZM223 156H222V157H223ZM228 156H229V155H228ZM228 156H227V157H228ZM88 157H89V156H88ZM88 157H87V158H88ZM120 157H118V158H120ZM134 157L137 158L136 156H134ZM134 157H131V159H129V160L132 161ZM141 157H140V158L138 157V158H139V159H142ZM145 157L147 158V157H150V156L146 155ZM173 157H174V156H173ZM201 157H202V156H201ZM206 157H207V156H206ZM225 157H226V156H225ZM225 157H223V158H225ZM227 157H226V159H227ZM233 157H232V158H233ZM236 157H235V158H236ZM246 157H247V156H245V160H246ZM126 158H127V157H125V160H126ZM138 158H137L136 163L139 162V161H138V160H139ZM150 158H151V157H150ZM185 158H186V157H184V158L182 157V159H181V158L179 157V159H180L179 161L181 162V160H183V159H185ZM191 158H192V159H191ZM191 158H189V160H190V159H191V161L194 160V159H193L194 156L191 157ZM196 158H197V157H196ZM198 158H197V161H198ZM213 158H214V157H212V159H213ZM219 158H220V157H219ZM21 159L28 160L29 162L32 161V162H34L35 164H37V165L39 166V167H38V166L36 165V167H35V166H34V167H35V168L38 167L37 169L42 170V171H39L40 173L43 174V176L40 174L41 177H39V175L35 172V173H36L35 176H38L37 179H38V178H39V179H41V178L43 179V180H42L43 182H42L41 184H39L38 186H36V185H35L36 183H33V177L31 178V176H30V178H31L32 182H31V181H30V182L33 183V184H30V182L28 183V180H30V178H25V176L27 177V173H29V174H28V177H29V175H31L30 173L32 172V170H34V167H33V165L31 166V163H30V164L28 163V164H25V165L22 166V164L25 163V162H23V163H20L21 161L18 162V160H21ZM148 159H149V158H148ZM151 159H152V158H151ZM151 159H150V160H151ZM176 159H177V157H176ZM203 159L207 160L206 158H203ZM212 159H209V158H208V161H213ZM220 159H222V158H220ZM238 159H240V158H238ZM88 160H89V159H88ZM88 160H86V161H88ZM90 160H91V159H90ZM90 160H89V161H90ZM122 160H124V158H123ZM146 160H147V159H146ZM154 160H156V159H154ZM195 160H196V159H195ZM195 160H194V161H195ZM199 160H200V159H199ZM224 160H225V159H224ZM224 160H223V161H224ZM228 160L230 161L231 158L229 159V157H228ZM228 160H227V162H228ZM234 160H235V159H234ZM240 160H241V159H240ZM240 160H239V161H240ZM245 160H243V163L245 162ZM103 161H106V159L103 160ZM113 161H114V159L112 160V162H113ZM119 161H120V160H119ZM127 161H128V160H127ZM131 161H129V162H131ZM134 161H135V160H134ZM148 161H149V160H148ZM159 161H160V160H159ZM168 161H170V160H168ZM168 161L166 160V163H163L162 165H164V164L166 165ZM175 161H176V160H175ZM177 161H178V160H177ZM177 161H176V162H177ZM194 161H193V162H194ZM197 161H195V162H197ZM208 161H207V162H208ZM214 161H215V159H214ZM214 161L212 162V164H215ZM220 161H221V160H220ZM225 161H226V160H225ZM232 161H233V160H232ZM232 161H230V164L232 163ZM121 162H122V161H121ZM125 162H126V161H124V163H125ZM149 162H150V161H149ZM155 162H158V161L156 160ZM176 162H175V163H176ZM193 162H192V166H193L195 169L193 168L192 171H193V174H194L196 177L199 175V177H202V178L204 177V179H205L206 176H210V174H209V170H208V167L205 166V163H206V162H204L203 160H201V161H200L197 165H195V166L193 165ZM202 162H203V163H202ZM216 162H217V161H216ZM218 162H219V161H218ZM218 162H217V163H218ZM227 162H224V163L227 164ZM247 162H248V160H247L245 163H247ZM18 163H19V164H18ZM131 163H132V162H131ZM131 163H129V164L127 163V164H128V165H132L134 162H133L132 164H131ZM158 163H159V162H158ZM169 163H170V162H169ZM169 163L167 164V166L170 165ZM181 163H183V162H181ZM228 163H229V162H228ZM234 163L236 164L237 161L234 162ZM234 163H232V164H234ZM240 163H242V160H241ZM240 163H238L237 165H239ZM243 163H242V164H243ZM35 164H34V165H35ZM83 164H84V163H83ZM119 164H120V163H119ZM137 164H138V163H137ZM139 164H141V161H140ZM178 164H179V163H178ZM230 164H229V165H230ZM232 164H231V165H232ZM84 165H85V164H84ZM84 165H83V167H84ZM111 165H113V164H111ZM125 165H126V164H125ZM162 165H160V167H162ZM172 165H174L173 162H172ZM224 165H225V164H224ZM229 165H226V166H228V168H230L229 170L231 171V173L233 172V171H232L233 169H234V170H235V169H238V168H233L235 165H234V166L232 165V166H233L232 168H231V166L229 167ZM240 165H241V164H240ZM243 165H244V164H243ZM243 165H242V167H243ZM29 166H30L31 169H32L31 171H29V168H30ZM67 166H68V164H67ZM117 166H118V165H117ZM140 166H141V165H140ZM125 167H126V168H125ZM125 167H122V168H125L124 170H127V169H128V166H125ZM164 167H165V168H164L163 170L166 169V166H164ZM170 167H171V166H169V168H170ZM172 167H173V166H172ZM180 167H181V166H180ZM182 167H183V166H182ZM190 167H191V165H189V168L186 167L187 170H188V169H192V168H190ZM176 168H177V167L175 166L174 169H176ZM183 168L186 169L185 167H183ZM115 169H116V168H115ZM161 169H162V168H161ZM177 169H178V168H177ZM226 169H227V168H226ZM35 170H36V169H35ZM169 170H170V169H169ZM181 170H182V168H180V172H181ZM215 170H216V171H215V172H216V173H215V176H218L220 173H221V175H222L223 172H220V169H217V168H216ZM26 171H27V173H26ZM28 171H29V172H28ZM36 171H38V170H36ZM129 171H130V170L128 169L127 172H129ZM160 171H162V170H160ZM172 171L174 172L173 169H172ZM176 171H177V172H174V173L172 172V173H173L174 175H178V173H179L178 171H179V170H176ZM182 171H183L182 173H184L185 170H182ZM189 171H190V170H189ZM226 171H227V170H226ZM39 172H38V173H39ZM71 172H72V171H71ZM79 172H80V170H79ZM79 172H78V173H79ZM235 172H236V171H235ZM32 173L34 174V172H32ZM74 173H75V172H74ZM76 173H77V172H76ZM78 173H77V174H78ZM175 173H176V174H175ZM185 173L189 174L187 171H185ZM185 173H184V174H185ZM212 173H213V172H212ZM224 173H227V174H228V172H224ZM224 173H223V174H224ZM229 173H230V172H229ZM231 173H230V174H231ZM24 174H26V175L24 176ZM135 174H136V173H134V175H135ZM161 174H162V173H160L159 176H160ZM179 174H180V173H179ZM184 174H181V175L185 176ZM213 174H214V173H213ZM227 174L224 175V177H219L220 179L222 178L223 180H224V178H225V179L227 178V179H226V182H225V181L222 182L221 180H218V179H217V180L214 181L215 183H214L213 181H211V182H212V185H211V186H212V187H216V188L218 187L219 190H220V188L222 189L224 186H225V187H226V186H227V187L230 186V185L232 184L233 181H231V182L229 183L230 185H227V180H228V178H230V179L232 178V177H229L230 175L228 176ZM236 174H239V173H235V175H236ZM75 175H76V174H75ZM162 175H163V174H162ZM190 175H192V173H190ZM194 175H192V176H194ZM221 175H220V176H221ZM231 175H233V178L235 177V176H234V173L231 174ZM23 176H24V177H23ZM33 176H34V175H33ZM76 176H77V175H76ZM127 176H129V175H127ZM137 176H138V175H137ZM172 176H173V175L171 174V176H169V178L175 179V178H173ZM183 176H181V178H182ZM192 176H191V177H192ZM225 176H226V177H225ZM248 176H249V175H248ZM161 177H163V176H161ZM176 177L179 178V175L176 176ZM187 177H189V175H188ZM187 177L185 176L186 179H188ZM196 177H195V178H196ZM236 177H237V176H236ZM239 177L241 178L242 176L239 175ZM45 178H47V177H45ZM167 178H168V177H167ZM178 178H176L175 180H177ZM181 178H180L178 181H176V182L179 183V181H181ZM185 178H184V179H185ZM195 178H194V180H193V177H192V181L195 182V183H197L196 181H199L200 179L197 177L199 180H196L197 178H196V179H195ZM233 178H232V179H233ZM37 179L34 180V181L38 182ZM164 179H165V178H164ZM184 179H182V180L184 181ZM175 180H174V181H175ZM189 180H190V181H187L188 184L186 183V185H185V182H186V181L181 182L180 185L178 184V186H179V187H178V190H179V188H181L180 186H183V185H182L183 183H184V185L186 186V187H185V186H183V187H185L186 189H187V188L189 189V188H190V187H189V186H190L189 183L192 182L191 179H189ZM195 180H196V181H195ZM210 180H214V179H213V178H212V179H208V178H207L205 181H206V182H209ZM240 180H243V181H244V179H243V178H242V179H239V181L236 180V181L239 182L240 185H241L243 182L241 183ZM247 180H250V178L247 179ZM153 181H156V180H153ZM153 181H152V182H153ZM166 181H167V180H166ZM168 181H170V179H169ZM174 181H173V183H171V181L168 182L169 184H171V185H168V187H169V186H170V187H171V186H174V187H175V185L177 186V183H175ZM216 181H218V182L221 181L222 183H218V182H216ZM228 181H229V180H228ZM144 182H145V184H146L148 181L144 180ZM144 182H143V183H144ZM156 182H157L158 184H156V183H153V184H152V183H149V184H150V185H151V184H152V185L155 184L156 186H157V185H160V184H159L160 180H158V181H156ZM161 182L164 183V180H162ZM211 182H210V183H211ZM234 182H235V180H234ZM234 182H233V185L235 184ZM39 183H40V181H39ZM163 183H161V184H163ZM199 183H201V182H199ZM202 183H203V181H202ZM210 183H209V184H210ZM213 183H214L215 186L213 185ZM245 183H248V184L250 185V182H245ZM245 183H244V185L246 186ZM37 184H38V183H37ZM174 184H175V185H174ZM203 184H204V183H203ZM207 184H208V183H207ZM207 184H206V185H207ZM13 185H15V186H13ZM146 185H147V184H146ZM187 185H188V186H187ZM206 185H203V186L206 188ZM233 185H231V189H232V186H233ZM236 185H237V183H236ZM236 185H235V186H236ZM249 185L247 186V190H248ZM140 186H141V185H140ZM140 186L138 187V189L140 188ZM142 186H143V184H142ZM166 186H167V185H166ZM194 186H196V187H195L196 191H199V193H200V188L202 187V184H198V185H197V184H195V185L193 184V187H194ZM198 186H201V187L198 188ZM238 186H239V185H238ZM245 186H243V187H245ZM13 187H16V188L13 189ZM144 187H145V186H144ZM147 187H148V186H147ZM147 187H145V188H147ZM154 187H155V186H154ZM160 187H161V186H160ZM162 187H163V186H162ZM162 187H161L160 190H162ZM164 187H165V186H164ZM170 187H169V188H170ZM204 187L201 188V190H203V191H201V193H204V191H205V190L203 189ZM207 187H208V186H207ZM212 187H210V185H209V188H207V189H209V190H210V188H211V193L209 192L210 194L213 193V192H212V189H214V188H212ZM141 188H142V187H141ZM157 188H158V186L155 187V189H154V188H152V189H154V190L156 191ZM165 188H166V187H165ZM165 188H164V191H165ZM172 188H173V187H171V189H172ZM175 188H176V187H175ZM175 188L172 189V190H173L172 192L170 191L171 189L168 191V190H167L168 188H166V191H165V192L168 191V194L172 193V195H173V192H174V198H175L176 195H177V194H175V192H176V191L178 192V190L175 189ZM185 188H181V189H182V192L185 190ZM229 188H230V187H229ZM152 189H151V187H150L149 189H147L148 191H146V195L144 194L145 192L143 193V195H145V197L147 196V197H146L147 199H148V195H147V193L149 194V191H151ZM158 189H159V188H158ZM174 189H175V191H174ZM188 189H187V190H188ZM192 189H194V188H191V191H192ZM195 189L192 191L193 193L196 192ZM198 189H199V190H198ZM218 189L213 190L214 193H215V191H217ZM223 189L226 190V188H223ZM13 190H14V191H13ZM143 190H145V189L143 188ZM143 190H142V191H143ZM154 190H152L151 193H154V194H155L156 192H153ZM160 190H159V191H160ZM237 190H238V189H236V191H237ZM244 190H245V189H244ZM244 190L242 189V191H244ZM247 190H245L246 193L248 192ZM140 191H141V190H140ZM179 191L181 192V190H179ZM188 191H189V190H188ZM191 191H190V192H191ZM226 191H229V189L226 190ZM232 191H235V189L232 190ZM238 191H239V190H238ZM240 191H241V190H240ZM245 191H244V192H245ZM84 192H85V190H84ZM165 192H163V193H165ZM180 192H179V193H180ZM182 192H181V193H182ZM190 192H189V195H190ZM217 192H218V191H217ZM221 192H224V194H225V191H221ZM221 192H220V194H221ZM116 193H118V192H116ZM116 193H115V194H116ZM140 193H141V195H140L138 198H140V197L142 198V196H143V195H142V192H140ZM159 193H160V192H159ZM163 193H162V194H163ZM179 193H178V194H179ZM181 193H180V194H181ZM185 193H188V192H186V190H185ZM185 193H184V194H185ZM193 193H191V195H192ZM201 193H200V194H201ZM206 193H207V192L205 191V193L203 194V196H202V195H198V194H197V195H198L199 197H205V198H203V200H204V199L207 198V197L205 196ZM218 193H219V192H218ZM218 193H216V194L218 195ZM231 193H232V192H230V193H227V192H226V196H227V194H230V195H231ZM234 193H235V192H234ZM90 194H91V193H90ZM93 194H94V196H95V193H93ZM165 194H166V193H165ZM224 194L222 193V195H224ZM236 194H237V193H236ZM58 195H60L61 197H59ZM81 195H82V194H81ZM138 195H139V194H138ZM156 195H157V194H156ZM191 195H190V196H191ZM197 195H196V196H197ZM232 195H233V193H232ZM237 195H238V194H237ZM240 195H241V197H238V196H240ZM240 195H238V196H233V197L231 196V197H232L233 199H235L234 197H236L235 200L237 201V197H238V199H240V198L242 199L243 196H244L245 194L243 195V193H240ZM87 196H88V195H87ZM99 196H100V195H99ZM135 196H136V195H135ZM135 196H134V197H135ZM152 196H153V195H152ZM157 196H158V195H157ZM157 196H156V197H157ZM163 196H165V195H163ZM169 196H171V195H169ZM181 196H182L183 198L185 197V195L183 196L182 194H181ZM192 196H193V195H192ZM194 196H195V194H194ZM194 196H193V197H194ZM226 196H225V197H226ZM228 196H229V195H228ZM106 197H107V196H106ZM167 197H168V196H167ZM167 197L165 196V198L168 200L169 197H168V198H167ZM188 197H189V196H188ZM213 197H215V196H213ZM217 197L219 198V196H217ZM217 197H215V198H217ZM220 197H221V196H220ZM245 197H246V196H245ZM247 197H248V198H247L246 200H247V202H248L250 195H249V196L247 195ZM87 198H88V197H87ZM136 198H137V197H136ZM136 198H135V199H136ZM141 198H140V199H141ZM149 198H150V196H149ZM163 198H164V197H163ZM196 198H197V197H196ZM208 198H209V197H208ZM208 198H207V199H208ZM211 198H212V197H211ZM211 198H209V199H211ZM228 198H230V196H229ZM99 199H100V197H99ZM132 199H133V201H134V198H132ZM140 199H139V201L142 202V203L145 201L144 198H142L141 200H140ZM147 199H146V200H147ZM150 199H151V198H150ZM150 199H148V200H150ZM153 199H154V196H153ZM158 199H159V198H158ZM160 199H161V196H160ZM176 199H177V198H176ZM181 199H182V198H180V200H181ZM186 199H187V198H186ZM186 199H185V201H186ZM191 199H192V198H191ZM191 199H190V200H191ZM207 199L204 200V201H207ZM213 199H214V198H213ZM220 199H222V197H221ZM223 199H225V198H223ZM233 199H232V200H233ZM65 200H67V199H65ZM75 200H77V201H75ZM96 200H97V201H96ZM164 200H165V199H164ZM167 200H166V201H167ZM171 200H172V198H171ZM183 200H184V199H183ZM232 200H230V201H232ZM63 201H64V200H63ZM85 201H86V200H85ZM93 201H95V202H99V201H101V200H98V198H97V199H95V200H93ZM154 201H156V200H154ZM166 201H165V202H166ZM208 201H209V200H208ZM211 201H212V199H211ZM213 201H215V200H213ZM219 201H220V200H219ZM219 201H217V202H219ZM243 201H245V200H243ZM66 202H68V201H66ZM115 202H116V201H115ZM134 202H136V201H134ZM137 202H138V201H137ZM146 202H147V204H148V201H146ZM165 202H164V203H165ZM167 202H168V201H167ZM167 202H166L165 204H169V203H167ZM183 202H184V201H183ZM221 202L223 203V201L221 200V201L219 202L220 205L222 206L223 204H222ZM225 202H226V199H225L224 203H225ZM227 202H229V201L227 200ZM227 202H226V204H227ZM233 202H234V201H233ZM233 202H232V203L229 202L230 205L233 204ZM237 202H238V201H237ZM240 202H241V201H240ZM80 203L83 204V205H86V203H84V202H80ZM99 203H100V202H99ZM151 203H152V200H151ZM151 203H150V204H151ZM174 203H175V202H174ZM186 203H187V202H186ZM205 203H206V202H205ZM209 203H210V201H209ZM209 203L207 202L208 205L212 206L211 203H210V204H209ZM219 203L217 204V206H219ZM229 203H228V204H229ZM234 203H235L234 205L237 204L236 202H234ZM238 203H239V202H238ZM241 203H243V202H241ZM245 203H246V202H245ZM263 203H264V202H263ZM87 204H90V203H87ZM116 204H117V203H116ZM147 204H146V208H147L148 205H149V204H148V205H147ZM165 204H164V205H165ZM170 204H171V203H170ZM184 204H185V203H184ZM228 204H227V205H228ZM239 204H240V203H239ZM246 204H247V203H246ZM246 204H245V206L243 205V206L241 207V209L244 208V207L246 208V206H247ZM96 205H97V204H96ZM132 205H133V204H132ZM132 205H131V206H132ZM135 205H136V204H135ZM137 205H138V204H137ZM139 205H140V204H139ZM142 205H143V204H142ZM153 205H154V203H153ZM203 205H204V202H203ZM208 205H207V207H208ZM215 205H216V204H214L213 206L215 207ZM224 205H225V204H224ZM227 205H225V206H227ZM67 206L69 207L70 205L67 204ZM72 206H73V205H72ZM72 206H70V210L73 209ZM109 206H110V205H109ZM112 206H115V204L112 205ZM116 206H118V205H116ZM116 206H115V207H116ZM165 206H166V205H165ZM225 206H222V207L225 208ZM232 206H233V205H232ZM232 206H229V208L232 207ZM236 206H237V205H236ZM239 206H240V205H239ZM239 206H238V207H239ZM79 207H80V206H79ZM115 207H113L112 210H111V211L114 212V214L112 213L113 216H115V212L118 214V212H117L118 210H117V211H114V210H115V209H114ZM203 207H205V205H204ZM207 207H205L206 210H208L207 212H208V213L211 212L209 209H207ZM219 207H220V206H219ZM234 207H235V206H234ZM238 207H237V208L235 207V208H236L235 210H237L236 213H237V212L239 211V209H240V208H238ZM247 207L249 208V211H250V210H251V211L253 210V209H250L251 205H250V206H247ZM262 207H263V206H262ZM74 208H75V207H74ZM77 208H78V207H77ZM117 208H118V207H117ZM117 208H116V209H117ZM205 208H204V209H205ZM209 208H210V207H209ZM215 208H217V207H215ZM226 208H227V207H226ZM248 208L244 209L243 211L245 212V210H248ZM251 208H252V207H251ZM81 209H82V211H85V212H86L87 210H89V208H86V207H84V206H82ZM91 209H92V208H91ZM131 209H132V208H131ZM211 209H212V208H211ZM220 209H221V208H219L218 210H217V209H215V210L219 211ZM233 209H234V208H233ZM256 209H257V208H256ZM262 209H263V208H260V207H259V210H258V212H260V213H258V214H260L261 216L263 215V213L261 214V212H263ZM61 210H62V209H61ZM70 210H69V211H70ZM163 210H164V209H163ZM213 210H214V208L212 209V211H213ZM226 210H227V211H226ZM226 210H225L226 212H229V211H230V214H231L232 209H231V210H230V209H226ZM228 210H229V211H228ZM235 210H233V211L235 212ZM260 210H262V211H260ZM121 211H122V209H121ZM217 211H215V212L213 211V212L216 213ZM225 211H224V209H223L222 212H218V213H224ZM251 211H250V212H251ZM253 211H255V210H253ZM256 211H257V210H256ZM256 211L253 212V214H255V215H252V216L261 217L260 215H256V213H257ZM72 212H73V210H72ZM193 212H194V210H192V213H193ZM195 212L197 213V210H196ZM205 212H206V211H205ZM226 212H225V213H226ZM241 212H242V211H241ZM246 212H247V211H246ZM73 213H74V212H73ZM208 213H207V215H208ZM225 213H224V214H225ZM232 213H233V212H232ZM247 213H248V212H247ZM247 213H246V215H247ZM74 214H75V213H74ZM93 214H94V213H93ZM101 214H102V213H101ZM209 214L211 215L212 212L209 213ZM226 214H227V213H226ZM230 214L228 213L229 216L233 215V214H231V215H230ZM243 214H245V213H242V217H244V218H241V215H239V214H238V216H240V217H238V218H240L241 220H244L245 222H246V220H249V219L251 220V218H253V217L251 216L252 213H251L250 215H248V216H251V217H249V219H246V218H248V217L243 216ZM71 215H72V214H71ZM118 215H119V217H121L120 215H122V214H120V212H119ZM118 215H117V216H118ZM193 215H194V213H193ZM212 215H213V214H212ZM73 216H74V215H73ZM113 216H112V218H113ZM117 216H115V217L117 218ZM123 216H124V213H123ZM215 216L217 217V215H215ZM222 216H223V215H222ZM229 216H228V217H229ZM263 216H264V215H263ZM110 217H111V216H110ZM115 217H114V218H115ZM192 217H193V219L195 220V215L192 216ZM218 217H219V216H218ZM220 217H221V216H220ZM220 217H219V219H221ZM224 217H225V216H224ZM231 217H232V216H231ZM236 217H237V216H236ZM74 218H75V216H74ZM91 218H92V216H91ZM93 218H94V217H93ZM95 218H96V217H95ZM114 218H113V219H114ZM226 218H227V217H226ZM226 218H223L224 221H225ZM13 219H14V220H13ZM75 219H76V218H75ZM75 219H74V220H75ZM98 219H100V217H99ZM119 219H120V218H119ZM216 219H217V218H216ZM245 219H246V220H245ZM254 219H256V218H254ZM258 219H262V218H258ZM61 220H62V219H61ZM96 220H97V218H96ZM101 220H102V219H101ZM262 220H264V219H262ZM262 220H261V221H262ZM215 221H216V220H215ZM215 221H214V222H215ZM222 221H223V220H222ZM226 221H227V220H226ZM244 221H242V222H244ZM252 221H253V220H251L250 222L252 223ZM17 222H18V221H17ZM20 222H21V221H20ZM23 222L26 223V221H23ZM23 222H21V224H22ZM194 222H195V221H194ZM227 222H229V221H227ZM227 222H226V224H227ZM242 222H241V223H242ZM245 222H244V223H245ZM247 222H248V221H247ZM247 222H246V223H247ZM254 222H255V221H254ZM263 222H264V221H263ZM263 222H261V223L263 224ZM14 223H15V221H14ZM40 223H41V222H40ZM96 223H97V222H96ZM233 223H234V222H233ZM233 223H230V224H233ZM235 223H236V220H235ZM235 223L233 224L234 226L236 225ZM241 223H240V224H241ZM18 224H19V223H18ZM18 224H17V225H18ZM27 224H28V225H27ZM32 224H33V223H32L31 221H30V222H27V223H26V225H27V229L23 228L22 225H20V226L18 225L17 228H14V227H13V228H11V230H7V231H10L11 233H13L14 235H15L16 231H18V232H19V231H22L23 233L21 232V234H24V237H23L22 235H20L19 233H18L19 236H18V235H16V236H17V238H20V237H21V238H20V242H21L22 246H23V245H24V246H23L22 249H18V250L16 249V250H14V252H12V253L9 252L7 255H5V259H6V258H9V257H12V256L15 255V256L17 257L18 260H26V259H27V260H28V259H29V260H33V259H34L35 262H37L38 264H73V263L77 264L78 261H77V259H76V256L74 255L75 253H77V251H75V250L73 249V251H74L75 253L73 254V251H72V253H70V252H71L70 249H69L70 247H67V248L69 249V251H70L69 253H70L71 255H68V252H67L68 250L66 249V251L64 250L63 252L59 251V252H58L59 254L56 253V252H48V253H44V252H43L42 254H44V256H43V257L39 256L41 253L38 252V251H39L40 249H42L43 246H39V247H42V248L39 249L38 245H37V244L35 245L33 241H34V238H36V237L39 238V237H40V236H39L40 234L43 233V234L45 235V233H47V232H44V230L46 229V226H45V229H44V227H43L44 224H43V225H40V224L38 223V224L36 225V227H38V228H36V231L34 230L35 234L33 235V237H32V236L29 237V234H30L31 232H33V229H35V228H34V225H33V227H31ZM62 224H63V223H62ZM216 224L218 225L217 222H216ZM216 224H214V225L216 226ZM222 224H224V222H223ZM237 224L239 225V223H237ZM262 224H261V225L258 224V227H257V228H256V226H255V228L258 230V232H259V230L261 229L260 226H262ZM9 225H10V224H9ZM46 225H47V224H46ZM100 225H101V224H100ZM175 225H176V224H175ZM214 225H213V226L210 225L211 228H212V227L214 228V227H215ZM233 225H232V226H233ZM238 225H236V226H238ZM248 225H249V224H247V226H245V227L248 228ZM250 225H251V224H250ZM256 225H257V224H256ZM259 225H260V226H259ZM219 226H220V224H219ZM222 226H223V225H221L220 227H222ZM225 226L229 227L230 225H229V224H228V225H224V227H225ZM232 226L230 227V228H232V229H229V231H230V230H233V231H231V232H232V233H235L237 230H234V227H232ZM242 226H243V225H241V227H242ZM252 226H254V225H252ZM15 227H16V226H15ZM220 227H216V228H217V229L219 228V229H221V230H222V228H224V227H222V228H220ZM241 227H239V228H241ZM243 227H244V226H243ZM245 227L242 228L243 230H246L245 232H247L248 230L251 232L250 227H249L248 230H247ZM259 228H260V229H259ZM263 228H264V227H263ZM9 229H10V226H9ZM69 229H70V228H69ZM177 229H178V228H177ZM214 229H215V228H214ZM217 229H216V230H217ZM219 229H218V230H219ZM227 229H228V228H227ZM227 229H226V230H227ZM235 229H236V228H235ZM242 229H240V230H241V231H240L241 233H242ZM253 229H254V227L252 228V231H255V230H256V229H255V230H253ZM138 230H139V229H138ZM168 230H170V229H168ZM216 230H214V231H216ZM221 230H220V231H221ZM226 230H225V228H224L223 233H225ZM257 230H256V231H257ZM263 230H264V229H263ZM263 230H262V231H263ZM45 231H46V230H45ZM211 231L213 232V229H212ZM220 231H217L218 233H217V232H215V233L219 234ZM224 231H225V232H224ZM227 231H228V230H227ZM260 231H261V230H260ZM10 232H9V233H10ZM27 232H28V234H27V235H28V236H27L28 238H25V234H26ZM137 232L139 233L140 231H137ZM171 232H172L173 234L175 233V235H177V234H176V233H177L176 230H175V231H171ZM238 232H239V231H237L235 234H238ZM245 232H243V233H245ZM0 233H1V232H0ZM143 233H144V232H143ZM143 233H142V234H143ZM168 233H170V231H169ZM168 233H167V234H168ZM179 233H180V229H179L178 235H179ZM223 233H222V234H223ZM228 233H229V235H231L230 232H227V235H228ZM243 233H242V234H243ZM259 233H260V232H259ZM263 233H264V231H263ZM32 234H33V233H31L30 235H32ZM47 234H48V233H47ZM49 234H50V233H49ZM49 234H48V235H49ZM142 234H141V235H142ZM155 234H156V233H155ZM167 234H166V235H167ZM213 234H214V233H212V236H213ZM220 234H221V232H220ZM239 234H240V233H239ZM250 234H251V233H250ZM254 234H255V232H253L252 235H254ZM136 235L139 236V234H136ZM136 235L134 234V236H136ZM141 235L139 236V238H143V235H142V236H141ZM157 235H161V234H157ZM162 235H164V234H162ZM162 235H161V238H160V239H162ZM171 235H172V234H171ZM171 235H170V236H171ZM215 235H216V234H215ZM225 235H226V233H225ZM225 235H224V236H225ZM245 235H246V234H245ZM245 235H241V234H240V236H245ZM248 235H249V233H248ZM248 235H246V236H248ZM256 235H257V234H256ZM261 235H262V234H261ZM45 236H46V235H45ZM50 236H51V235H50ZM134 236H133V237H134ZM146 236H147V235H146ZM146 236H145V237H146ZM155 236H156V235H155ZM173 236H174V235H173ZM173 236H172V237H173ZM179 236H181V235H179ZM179 236H178V237H179ZM218 236H220V235H218ZM224 236H223V237H224ZM233 236H234V235L232 234V237H233ZM235 236H236V235H235ZM238 236H239V235H238ZM246 236L244 237V239H245V238H250V239L252 238V236H251V237H246ZM249 236H250V235H249ZM262 236H264V235H262ZM262 236H261V237H262ZM43 237H44V236H43ZM62 237H63V236H62ZM64 237H65V236H64ZM68 237L71 238V236H68ZM136 237H137V236H136ZM145 237H144L143 241H140L141 244L144 242V240H146V239H150V237H149V238H145ZM147 237H148V236H147ZM152 237L154 238V235H152ZM156 237H157V236H156ZM158 237H159V236H158ZM166 237H168V236H165V235H164L163 239L165 238L164 240L169 241L168 238L166 239ZM175 237H176V236H175ZM178 237H176V238H178ZM210 237H211V236H210ZM210 237H209V239H210ZM215 237H216V236H215ZM223 237H221V238L224 239ZM46 238H47V236H46ZM50 238H51V237H50ZM50 238H48V239H50ZM176 238H175V241H176ZM213 238H214V236H213ZM221 238H220V239H221ZM253 238L256 239V237H254V236H253ZM13 239L16 240L14 237H13ZM54 239H55V238H54ZM63 239H64V238H63ZM71 239H72V238H71ZM73 239H74V238H73ZM73 239H72V240H73ZM137 239H138V238H137ZM211 239H212V237H211ZM214 239H215V238H214ZM216 239H218V238H216ZM220 239H219V240H220ZM225 239H226V240H225L226 242H224L225 245H226V243H227V244H230V242L234 241V240L232 239V240L229 242V241H228L229 238H228V240H227V237H226V236H225ZM250 239H249V240H250ZM261 239H262V238H261ZM14 240H13V242H14ZM18 240H19V239H18ZM51 240H53V239H51ZM55 240H56V239H55ZM59 240H61V239H59ZM83 240H84V238H83ZM96 240H97V238H96ZM134 240H136V239H134ZM141 240H142V239H141ZM151 240H152V239H151ZM155 240H156V239H155ZM155 240H154V241H155ZM157 240H158V239H157ZM164 240H163V242L165 243ZM173 240H174V239H173ZM177 240H179V239H177ZM180 240H181V239H180ZM219 240L216 241V242H217L218 245L220 246V243L222 244V242H223L224 240L221 241L220 243H219ZM246 240H248V239H246ZM256 240H257V239H256ZM256 240H255V241H256ZM262 240H264V238H263ZM53 241H54V240H53ZM64 241H68V240H67V237H66V240L64 239ZM69 241H70V240H69ZM69 241H68V242H69ZM73 241H74V240H73ZM99 241H101V240H99ZM99 241H98V242H99ZM138 241H139V240H138ZM138 241H137V242H138ZM146 241H149V240H146ZM154 241H152L151 243L153 244ZM175 241H173V242H175ZM207 241H208V239H207ZM209 241H210V240H209ZM211 241H212V240H211ZM211 241L208 242V243H211ZM214 241H215V240H213V242H214ZM237 241L239 242V240H235L234 242H237ZM244 241H245V240H244ZM251 241H252V240H251ZM70 242H72V241H70ZM82 242H83V241H82ZM96 242H97V241H96ZM140 242H139V243H140ZM149 242H150V241H149ZM155 242H156L157 244L155 243V244L152 245V244L150 243V245H148V246H150V247H148V248H149V249L151 248L150 253H152V255H154L155 253H158V252L156 251V249L159 251L158 247L161 249L160 251L162 252V247H160V246L164 245L163 242L161 243V240H160L159 242H157V241H155ZM173 242H171V243L173 244ZM176 242L178 243V241H176ZM228 242H229V243H228ZM234 242H233V244H234ZM259 242H260V241H259ZM49 243H51V242H49ZM49 243H48V244H49ZM166 243H167V242H166ZM166 243H165V244H166ZM177 243H176V246H177ZM244 243H246V241H245ZM253 243L256 244L257 242H253ZM16 244H17V242H16ZM16 244H15V245H16ZM18 244H19V242H18ZM53 244H54V242H53ZM100 244H101V243H100ZM169 244H170V243H169ZM188 244H190V243H188ZM215 244H216V243H215ZM224 244H222L221 248H224V247L226 248V246H225ZM233 244H232V245H233ZM238 244H241V246H240L241 248L238 247L239 245H238V246L235 245V244H234V245H235V247H236V246L238 247V251L241 249V250H240L241 252H240V251H239V252L242 253V252H243V249H242V244H243V243H241V241H240ZM246 244H247V243H246ZM255 244H254V245H255ZM257 244H258V243H257ZM257 244H256V245H257ZM50 245H51V244H50ZM144 245L146 246L147 244L145 243V244H143V246H144ZM202 245H203V246L205 245V247H206V244H201V245H199V246L202 248ZM223 245H224V247H223ZM230 245H231V244H230ZM249 245H251V244L248 243V246H246V247L249 248V247H250ZM254 245H253V246H254ZM263 245H264V244H262L261 247H262ZM44 246H45V244H44ZM63 246H64V244H63ZM63 246H61V247H63ZM99 246H100V245H99ZM154 246H155L156 248H155ZM168 246L170 247L171 245H167L166 247L168 248ZM179 246H180V243H179ZM195 246H196V245H195ZM195 246H192V247L194 248ZM216 246H217V244H216ZM46 247H47V248H46ZM53 247H55V244H54ZM65 247H66V246H65ZM65 247H63V248H65ZM152 247H153V248H152ZM166 247H165V248H166ZM172 247H173V246H172ZM172 247H171V248H172ZM200 247H199V250L201 249ZM205 247H204V248H205ZM230 247H232V246H230ZM233 247H234V246H233ZM235 247H234V248H235ZM251 247H252V246H251ZM251 247H250V249H251ZM261 247H260V248H261ZM5 248H6V247H5ZM14 248H15V247H14ZM178 248H179V247H178ZM196 248L198 249V247H196ZM204 248H202V249H204ZM219 248H220V247H219ZM221 248H220V249H221ZM225 248H224V250L227 249V248H226V249H225ZM228 248H229V247H228ZM239 248H240V249H239ZM243 248H244V247H243ZM256 248L259 249V246L254 247V251H253V253L255 252ZM263 248H264V246H263ZM263 248H262V249H263ZM44 249H45V250H46V249H47V250H49V249L53 250L54 248L52 249V246H45ZM78 249H79V248H78ZM78 249H76V250H78ZM141 249L144 250V247H142ZM141 249H140V250H141ZM181 249H184V247H183V248H180V250H181ZM220 249H219V251H220ZM232 249H233V248H232ZM232 249H231V250L228 249V251L230 250V251L232 252V251H233ZM258 249H257V250H258ZM61 250H62V248H61ZM143 250H141V251L143 252ZM168 250H170V252L172 251V249H169V248L167 249V251H168ZM224 250H223V252H222V251H220V252H222V253L224 254V255H222V256L225 257V253H224V252H226L227 250H226V251H224ZM247 250H249V249H247ZM49 251H50V250H49ZM53 251H56V250L54 249ZM80 251H81V250H80ZM141 251H140V252H141ZM145 251L147 252V249H146ZM145 251H144V252H145ZM165 251H166V250L163 249V252H162V253H164ZM175 251H176V250H175ZM177 251H178V249H177ZM182 251H184V250H182ZM182 251H180V254L183 253ZM250 251H251L250 253L252 254V250H250ZM261 251H262V250H261ZM261 251H259V252H261ZM263 251H264V250H263ZM263 251H262V252H263ZM5 252H6V251H5ZM92 252H93V251H92ZM104 252H105V251H104ZM144 252L140 254V255H142V256H141L142 258H143V256H144V258H145L146 256H148V255L150 256V254L147 255V253H149V252H147V253H146V252L144 253ZM161 252H159V254H160ZM234 252L236 253V249L234 250ZM239 252H237V253H238L237 256H240V255H239ZM246 252H247V251H246ZM262 252H261V253H262ZM2 253H3V249H0V255H2ZM38 253H40V254H38ZM78 253H79V252H78ZM78 253H77L76 255H78ZM165 253H166V252H165ZM168 253H169V251H168L166 254H168ZM178 253H179V251H178ZM178 253H176V254H178ZM222 253H221V254H222ZM235 253L232 252V254L236 255L237 253H236V254H235ZM243 253H245V251H244ZM243 253H242V254H243ZM256 253H258V252H256ZM256 253H255V254H256ZM54 254H56L57 257H58L60 260H56ZM107 254H108V252H107ZM159 254H157V255L159 256ZM171 254H172V253H171ZM176 254H174V255H176ZM180 254H178V255H180ZM228 254H230V252H229ZM232 254H230V255H232ZM247 254H248V256H249V252H247ZM251 254H250V255H251ZM255 254H254V255H255ZM259 254H260V253H259ZM259 254H258V255H259ZM103 255H104V254H103ZM157 255H156V256H157ZM168 255H169V254H168ZM168 255H167V257H168ZM244 255H245V254H244ZM244 255H243V257H245ZM258 255H257V256H258ZM260 255H261V256H264V252H263L262 254H260ZM149 256L146 257V258L149 259ZM156 256H155V257H156ZM161 256H162V255H161ZM170 256H172V255H170ZM170 256H169V257H170ZM184 256H185V254H184L183 256H181V257H178V256L176 255V257H177L176 259L179 258V259L177 260V263H175V261L173 262L172 260H171V262H172V263H175V264H184V262H185V260H186V259H184ZM232 256H233V255H232ZM257 256H256V257H257ZM2 257H3V256H2ZM85 257H86V256H85ZM159 257H160V256H159ZM162 257L165 258L166 256L164 257V254H163ZM233 257H234V256H233ZM233 257H232V258H233ZM254 257H255V256H254ZM254 257H253V258H254ZM0 258H1V256H0ZM58 258H57V259H58ZM108 258H109V257H108ZM160 258H161V257H160ZM225 258H226V257H225ZM240 258H242V257L240 256ZM248 258H249V257H248ZM248 258H246V259L249 261V262H248V264H249V263H250V260L253 259V258H251V257H250L249 259H248ZM5 259H2V260H0V261L3 262L4 264H10L11 261H12V260H9V259H7V260H5ZM10 259H11V258H10ZM17 259H16V260H17ZM156 259L160 260V259L157 258V257H156ZM167 259H168V258H167ZM172 259H174V256H172ZM219 259H220V258H219ZM223 259H224V258H223ZM223 259H222V260H223ZM227 259H228V257L226 258V260H227ZM236 259H237V258H236ZM238 259H239V258H238ZM256 259H258V258H255V261L257 262ZM259 259H260V257H259ZM259 259H258V260H259ZM261 259H263V257H262ZM105 260H106V259H105ZM222 260L220 259L221 262H222ZM224 260H225V259H224ZM239 260H241V259H239ZM239 260H237V262H238ZM242 260H244V258H243ZM263 260H264V259H263ZM150 261H151V260H150ZM150 261H149V262H150ZM160 261H161V260H160ZM165 261H166V260H165ZM165 261H164V262L162 261L163 264H165ZM169 261H170V260H169ZM260 261H262V260H259V264L262 263V262H263V264H264V261H262V262H260ZM108 262H109V259H108ZM112 262H113V261H112ZM143 262H144V261H143ZM241 262H242V261H241ZM256 262H255V263H256ZM152 263H155V262H152ZM223 263H224V262H223ZM230 263H231V262L229 261V264H230ZM111 264H113V263H111ZM114 264H115V263H114ZM132 264H134V262H133ZM144 264H145V262H144ZM147 264H151V262H150V263H147ZM157 264H161V262L158 261ZM166 264H169V262L167 261ZM251 264H254V262L251 261Z\"/></svg>",
  "mask_w": 264,
  "mask_h": 264
}]
</instances>
